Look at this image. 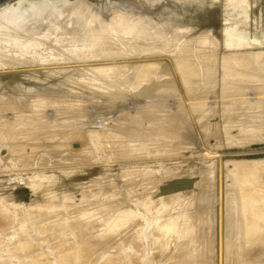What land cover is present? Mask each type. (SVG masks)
Here are the masks:
<instances>
[{
	"label": "rangeland",
	"instance_id": "rangeland-1",
	"mask_svg": "<svg viewBox=\"0 0 264 264\" xmlns=\"http://www.w3.org/2000/svg\"><path fill=\"white\" fill-rule=\"evenodd\" d=\"M45 1L46 0H44L43 2L46 3ZM94 1H96V0H93L92 2H94ZM131 1H133V0H123V2H120L119 0H102V1H100L99 4H97V7L91 6V7L87 8V10L85 11L86 12L85 17L82 20H83V22L86 23L85 24L86 28H84V29H86L85 32L87 33V30H88L87 35L89 36L91 34L92 39L89 38V37H91V35L88 37L87 35H85L86 33L84 32V30H82V31L85 33L84 35L89 38L88 39L89 42L85 36L82 37L80 35H79L80 36L79 38H81V37L82 38L80 39V42L78 41V42H76V44L74 43V41H75L74 38L73 39L70 38L72 40V43H70L71 40H70V42L67 40V39H69V36L67 37L66 34H64V33L68 31V28H71L72 26H74L75 23L77 24L76 18H73L72 20L69 21V23H67L68 24L67 28L64 27L63 25L60 26L58 24L57 25L58 28L56 29V31H53V29L51 28L49 21H48V19H50V17H52V16L55 17L56 15L58 16V14L56 13V10H57L56 8H54L55 11L51 12L53 10V6H51L52 10L48 9V7L47 8L45 7V9L50 11L51 16L49 15L48 17H46L49 14L48 13L49 11H47V10H44V13L42 15V16L45 15L44 19H43V17H42V19L44 21L48 22V23L46 22V24H45L46 29L42 31L45 34V35H41V37L44 36V39L42 41H38L39 34H37V35H35V44H33V45L31 43H24V44L21 43V44L13 45L10 43L9 38L5 37L4 35H3V37H1L2 34L0 35V113L1 112L5 113L8 110L7 111L8 114H6V115L2 114L3 116L0 115V150H1L0 151V158H1L0 162H2V163H0V187L1 188L2 187L7 188L6 185L7 186L11 185L10 187L12 188L11 189L9 187L11 190H9L7 188L8 192L5 191L4 189L0 190V191L4 190V192L6 193V194H3V192H0V194L2 193V195H0V202H1L0 206H2V207H0V211L2 208L5 209L6 207H8L6 209L11 212V215L15 214L14 216H12L13 218L10 216L13 219L11 221L14 223L11 224L10 226H7V228H5L4 230L2 229V231L0 229V264H26L29 261H30L29 262L30 264H33V263H35V260L37 261L36 262L37 264L40 262H41V264H60V261H61V263L65 262L64 260H66L67 257L65 258L64 255L69 256L70 254L75 253V250H77V248H76L77 244H75V241H76L75 238L77 240H82V241H84L86 239L96 240V239L102 238V236L106 233L104 230H106V229L108 230V227L110 228V226H111V228L113 229V226H112L113 224L110 222L111 219L109 222L106 220L104 222L98 221L99 223L101 222L100 225L105 224L106 222L108 224L109 223L112 224V225L110 224V226L108 225L106 227V225H107V223H106V225L104 227L102 225L103 228L98 224L97 220H96V222H94L95 221L94 219H91L92 222H91V220H89L90 218L95 217L96 214L100 211L99 207H101V209L103 208V210H106L105 208L108 207L107 208L108 211H109V209L112 210L110 207H116V210H117V207L122 208V206H124V203L121 204L122 202H120V199L122 200L125 197L127 198V195H129V194L132 195V196L131 195L128 196L129 198H131V202L134 201L135 205H139V206H137V208H135V211H137V212H135L134 209H131L130 205H132L133 203L129 202L130 199L129 198L124 199V202H126L125 206H124L125 209H122V210L127 209L126 211H128L129 209H131L130 212L128 211V213H127V216H129L128 220H126L125 222H121V223L117 222L114 217H116L115 215H117L118 213L121 212L120 211L121 209H118L120 212H116L114 210L115 208L113 209L115 211L113 213H116V214H113L112 211H110L111 214H113L112 216H114V217H112L111 215L106 216V215L110 214V212H108L107 210H106V214L102 213V216H100V217H103L102 219H104V217H105V218H107V220H108V218H112V219L114 218V220L117 223V224L115 223L116 226L117 227L119 226L120 229L115 227L113 229V231L116 229V230L123 232L122 229H124L125 233L127 232L128 235L130 234L129 237L127 235L126 236L131 241L129 239H127L125 236V239L127 241V243H126L125 239H123L124 236H122L123 238H120V237L115 238V239H113V241H111L110 243H108L106 246H104L103 248H101L99 250L95 249L90 255H83L82 257H79L78 255L77 256L74 255L77 258L79 257V259H80V261L78 260V262H80L79 264H81V263L82 264H88L90 262H93L90 264H102L104 262V260L106 261L107 259L108 260L112 259L113 262H116L115 264H120V263L121 264H128L129 262H133L134 264H136V263L137 264H142V263H144V264H187L184 261H183L184 262L183 263L180 260L184 257V255H182V253L183 254L186 253L187 248H188V250L191 248L192 252H191V250H189V251L191 253L194 252V254L195 253L197 254L199 250L196 251L197 247L194 246L193 242L190 240L186 239L187 242H186V240H184L182 243L181 242L178 243L179 237H177L176 235L179 234L180 228L178 227V225H176V223L180 224V223L184 222L183 218H185V212L188 209L189 202L195 201L193 199H196L199 196V194L202 197L203 188L206 187V186H204V183H205V185L208 186V185H211V183L214 182L215 180H218L220 177H224L225 178L224 180L221 178V179H219V181H221V180L225 181L227 179L226 181H228V183H226V184H229V182H230L229 185H233L234 187L236 186V189L234 188L236 193L238 190L242 191L243 189L241 190V188L238 186V183H240V182L242 183V180H243V179H241L243 173H239L240 166H242V169H244V167H246V168L252 167L253 169H257L258 167L260 168V166H261L260 169H257L258 172L259 173L261 172V173L260 174L257 173L256 172L257 170H255V173H256V176L258 175V177L261 178L260 179L261 181L264 180V166L260 165L259 163L256 164V166L260 165L258 167H255V165H254L256 163V162L254 163V159H256L257 162L260 161V158H262V157H263L262 159H264V142H263L264 140H262V137L264 139V134H263L264 133V126L262 125V123L264 122V107H262L258 110H254L255 108L253 109V105H252V107L250 105L251 103L254 104L253 102H256L257 100L259 101L260 98H261V100H263L264 94L262 95V93H261L262 96L259 98L260 95H257V94H260L259 90L257 93V91H256L257 89L256 90H255V88L251 89L252 92L254 91L257 93L256 94L254 92L253 93L251 92L252 94L257 95L258 99L255 100L257 98V97H255V98H253V100H255V101L250 102V98H251L252 94L249 93L251 91V90L249 91V89L251 88L249 85H251L252 82L256 88H261L264 91V64H263L264 63V43L260 42V41L258 42L257 40L256 41L254 40V39H259L262 37V35H264V0H206V2H204L203 4H200L201 2L198 3L199 2V0H198L197 3L200 5H198L197 3L194 4L193 3L194 1H190V0H182L181 3H180V0L179 1L177 0L178 1V2L176 1L177 4L179 3V5L180 4L182 5V6L181 5L180 6L184 12L181 15L179 14L180 16H178V17H173L172 14H171V16H170V14H168L169 16H167V15L163 16L160 13V10H158L160 5H163L164 3L165 4L167 3V5H168L169 3H172L171 1H173V3L175 4L176 2L174 0H154L155 2H153V0H151V1L148 0L149 2H153V5H154V6L152 5L154 7V9L151 8V11H149V12L148 11L143 12L140 10L135 11V9L130 7ZM137 1L141 2L144 0H140V1L137 0ZM16 2H17V5H19V3L21 5V3L23 1H21V0H0V6H5V7L7 6L6 7L7 9H8V7H9V9H13L17 6ZM44 3H43V5H44ZM46 5L48 6L49 3L47 2L44 6H46ZM183 5L185 6V8ZM56 6H58V5H56ZM49 8H50V5H49ZM204 8H205V10L208 11V12H206L208 14H209V10L215 9L214 11H216V17H214L213 22L208 20V18H207L208 16L205 17V15H207V14L204 12L205 11ZM197 11L199 14L197 13ZM202 11L205 14H203ZM54 12L56 13V15ZM196 13L199 16L195 15ZM201 14L204 15L201 18L205 17V18H207L208 21L206 19H205L206 21H204L203 19L199 18ZM196 16L198 17V19ZM98 17H100V18H98ZM194 17H196V19H197V20L195 19L196 21L194 20ZM62 20H63V16H59L56 19L57 22L62 21ZM202 20H203L204 24H203ZM132 21H134V22H132ZM172 21H174V23H171ZM53 22H55V20H53ZM126 22H127V24H129L128 22H131L130 24H132V25H133V23L135 25L137 23V28L135 26H133V28L132 27L130 28L129 27L130 24L126 26ZM138 22L140 25L138 24ZM92 24H94V25H92ZM95 26H97V27L100 26V29L95 27ZM127 27H129V28H127ZM94 28L96 29L95 31H94ZM233 30H235V31H233ZM62 34H64L65 37H67V39L65 38L66 41L62 40V38L64 39ZM237 34L241 35V40H240L241 46L238 45L239 44L237 41L238 39L236 40L237 36L235 37V35H237ZM81 35H83V33ZM93 35H95L96 38ZM231 35H233V36H231ZM61 36H62V38H61ZM93 37H94V39H93ZM79 38L76 39V41L79 40ZM28 39H31V38L29 37ZM81 40H83L84 42H85V40H87L86 41L87 44H85L86 42L84 43L86 46L83 45V41L81 42ZM93 40H95L96 42H94V44L91 45V42L93 43ZM235 40H236V42H234ZM249 40H250V42H249ZM242 41H244L246 43H243ZM202 42H203V44H202ZM77 43H79V44H77ZM220 43H221V45H220ZM234 43H236V44H234ZM88 44L90 46H88ZM212 44H213V49H212ZM242 44H243V46H242ZM166 46H168V48ZM249 47H251V48H249ZM140 49H141V51H140ZM186 50H188L190 53ZM185 51L188 52L189 54L186 53ZM223 52H226V53L223 54ZM181 53H183L184 56ZM239 53H241V55H239ZM180 54L183 56V58H185L186 60L187 59H189V60L185 63H181V62H183L184 59L183 58H182L183 60L180 59L182 57ZM185 54H187L189 56H186ZM211 54L214 56H211ZM227 54H229V55H227ZM235 55H236V57H235ZM156 56H158V58L155 59L156 61L155 60L153 61L156 64H154L153 62H150V64H148L149 63L148 58L150 57L151 60H153L152 58H155ZM217 56L219 57V59L220 58L222 59V57H223L224 59L227 60L228 63L226 64L225 61H223V63H221L220 62L221 60H219ZM202 57H203L204 61L202 60ZM145 58L148 60L146 61ZM159 58H160V61H159ZM143 60L148 62V63H145L146 69L145 68L144 69L146 71H144L142 66H140L143 62H145ZM190 60H191V63L187 64L188 62H190ZM231 60H232L233 64L230 62ZM196 62H198L199 64H197ZM216 62L218 63V66H217ZM202 63L203 64L205 63V64L202 65ZM206 63L209 66H206ZM230 63L232 65H229ZM152 64H154V66ZM157 64L160 65L159 68H158V66L156 67ZM180 64L181 65L184 64V66H185V64H187L185 67H189L190 65L192 66V64L199 65V66L201 65V67L205 66L204 69L208 68V70H206V71H209V68H210V72L214 71V72H211L210 74L208 72H203V73H206L205 75H211L213 73V75H212L213 77H211L212 79L209 78L210 76L206 77L201 72L199 73L201 77L197 76L198 75L197 71H196V73H197L196 75L194 74L195 72L192 73L196 76V79L195 80L193 79V81H195L196 84L200 83V84H198V85H200V86H198L199 88L200 87L203 88V86L206 85L207 90L208 89L212 90V88H210V87H212L211 85L214 84L215 81L219 82L220 84H221V82L223 83L225 81L223 84H225V83L226 84L225 85L221 84V86H222L221 87L220 84L215 83L217 85H215V86L213 85V86L217 90H215V88L213 87L214 90L212 92L210 90V92H211L210 97H207V95H209L208 94L209 92L207 93L205 90L204 93L201 94V91L197 90L198 89L197 85L196 84L191 85L190 84V83H192L191 80H190V82L188 81L189 79H192V77H194L190 74L191 72H189V71H193V70L186 68V70L188 69V72L185 73L184 71H182V70H185L184 66H181V68H183V69L180 70V66H178ZM223 64L225 66V69H227V70H224ZM236 64H237V66H236ZM239 64H243V65L239 66ZM122 65L123 66L125 65V66L123 67ZM142 65L145 66L144 64H142ZM149 65L154 67V68H158V69L156 71H154L155 69L150 67L153 69V71H152L151 69L147 68V67H149ZM174 65L175 66L177 65V66L174 67ZM195 65L193 66V69L197 70ZM219 65L220 66L222 65V66L219 67ZM138 66H140L142 69L140 70V67L138 68ZM171 66H172V68L174 67V70H176L175 68L178 69V67H179L178 70L180 72L182 71V72H184L183 74H187V75L189 74V75H191V77L188 75L190 78H188V80H187L188 76L186 75L187 76L186 77L184 75L186 78L184 76H182L184 79L183 80V79H181V75H183V74L178 75L180 72L177 71V73H176V71H175V74L177 76H179V78H178L174 74V70H172ZM199 66H197V67H199ZM226 66L229 69L232 68V71L233 70L234 71L231 72ZM235 66L239 67L241 72ZM242 66H244L246 69ZM247 66L251 67L250 73H249V71H247L248 74L245 73V70L250 69ZM135 67H137L138 71H140V75L142 72L143 73L145 72L146 75H143V73H142V75L140 77L139 74H134V73H136L135 71H134V73H132L133 70L137 69ZM167 67H169V70L171 68V72L166 71ZM201 67H200V70H202ZM222 67H223L222 70H224V71L221 70ZM260 67L263 69H261ZM108 68H110V69H108ZM219 68L221 71L219 70ZM241 68H244V72ZM213 69H215V70H213ZM236 69L239 72H236ZM257 69L259 71L263 70V73L261 72V74H259L260 72ZM121 70H122V72H121ZM128 70L132 73V75L133 74L134 75L132 76L131 73H128L129 72ZM147 70L148 71L150 70L153 74L155 73L154 76L151 75L150 72H148ZM216 70H217V72H216ZM101 71H103V72H101ZM138 71H137V73H138ZM203 71H205V70H203ZM114 72H116V73H114ZM225 72H226V74H224ZM228 72H229V74H228ZM230 72L231 73L235 72L234 74L238 73L237 75H235L238 79H240V76H244L243 79H242V77L240 79L241 81L243 80V83L248 79L246 82L249 85L247 87V84L244 83L245 84L244 89H246L249 92L245 91L243 93L247 94L250 97H248L247 95L246 96L242 95L245 97L244 98V97H241V95H238V92H239V94L242 93L241 91L243 89L240 91L239 89H241V86H239V87H236V86H238L237 84L242 85V83L240 80H239L240 83H239V81L235 82V81H237V78L235 76H233V74L231 75ZM257 72H259V73H257ZM243 73L245 75H247L248 77L243 75ZM120 74H121V76H120ZM128 74H130L133 77V79L129 78V79H132V81L130 80L131 82L128 80V77H127ZM256 74L258 75V77ZM104 75H105V77H104ZM135 75L138 76V78L140 77V79L138 80ZM150 75H151V77H150ZM174 75L180 81H178L176 79L177 81L174 82L173 79L176 78ZM251 75L254 78L256 76V80H254V78ZM131 76H129V77H131ZM126 77H127V79H126ZM250 77L253 79H249ZM81 78L83 79V81ZM204 78H206V79H204ZM208 78L211 79V81ZM88 79H89V81H87ZM116 79H117V81H116ZM197 79H199V80L197 81ZM207 79H208V83H209V81H210V83L212 81H214V82L211 85H208L207 83L203 85L202 82L203 83H204V81L207 82ZM126 80H128L129 82ZM136 80H137V82H135ZM171 80H173V81H171ZM249 80H251V81L253 80V81L249 82ZM168 81L169 82L171 81V82L169 83ZM181 81L183 82V84H182L183 88H182V85L180 84ZM232 81L234 82V84L236 83L235 84L236 86H234L233 83L231 84ZM84 82H87V83H84ZM184 82L189 83V84H186ZM173 83H176L177 85L175 84V86H174ZM167 84H168V86L171 85L170 86L171 88H169L170 91L173 90L172 85L174 86V90L175 89H177V90L176 91L173 90V92L170 95H169V93H170L169 90H167L169 93L166 92V90H165L166 94H162V90H160V89L163 88V90H164L165 87L167 86ZM228 84L232 85L231 86L232 89L233 88L234 89L237 88V89H235V90L233 89V91H230L231 89L228 88L227 90L229 92L226 91L224 88L229 86ZM163 85H164V87H163ZM179 85H181L180 87L182 89L179 87ZM186 85H187V88H186ZM189 85H191L190 90H191V87H194V88H192L193 90L197 87L196 90L198 92L196 90L194 92L192 91L194 94L192 93V95H191V93L188 91ZM81 86H83V87H81ZM208 86H209V88H208ZM216 86L219 88H223L225 86L223 88L224 92H223V89H221L220 93L219 92L217 93V91H219V90ZM102 88H104V89H102ZM179 88L181 89L180 91L183 92V94L180 91H178ZM184 88H186L188 90H186V89L183 90ZM202 88H200V89H202ZM242 88H243V85H242ZM99 90H101V91H99ZM236 90H239V91L237 92ZM175 92H178V93L180 92V93L178 94ZM185 92H187V93L185 94ZM205 92L207 93V95H205ZM236 92H237V94H236ZM173 93H174V95H173ZM188 96H190L191 98L186 99V98H189ZM205 96H206L207 100H206V98H204ZM203 98L207 103H203V101H204ZM41 99H42V101H41ZM96 99H98V100H96ZM155 99H157V100H155ZM251 100H252V98H251ZM35 101L36 102L40 101L41 104L43 103V106L41 105V107L38 111H37V109H35V106H34V104L36 103ZM175 101H177V102H175ZM180 101L182 103L184 102L183 103L184 107H182L183 106L182 103L179 104ZM201 101H202V103H200ZM164 102H165V104H164ZM44 103H45V105H44ZM58 103H60V104H58ZM175 104H176V106H179V105L180 106L176 108ZM199 104L200 105L208 104V105H206L208 108L207 107L203 108L205 106L202 105L203 107L201 109ZM240 104L242 106L243 105L244 106L242 107ZM5 105H7V106H5ZM60 105H62L63 107H61ZM58 106H60V107H58ZM109 107L111 109H109ZM157 107H159V108L157 109ZM180 107H182V108H180ZM239 107H241V108L239 109ZM60 108H62V109H60ZM226 108L228 110H226ZM88 109H90V110H88ZM178 109H180V110L183 109V110H182V112L181 111L178 112ZM224 109L226 111H224ZM220 110L223 111V113L225 112V114H222ZM234 110H235V112H234ZM237 110L239 112H236ZM247 110H248V112H247ZM197 111H199V112H197ZM244 111H246L247 113ZM80 112L82 114H80ZM242 112H244V113H242ZM80 115L81 116L83 115L84 118H83V116L80 117ZM228 115L233 116L232 118H234L232 120V118L230 117V119L232 121L231 123L227 122L228 120L230 121L229 118H228V120L226 119ZM220 117H224L223 120H221L222 118H220ZM199 118H200V120H198ZM213 118L215 120H213ZM248 118H249V120L252 119V120H250L251 122L248 120ZM45 119H46V121H45ZM204 121H206V122H204ZM207 121H209V122L214 121L213 123L216 125H214L211 122V124H213V125L209 126L210 123L208 122L209 125L206 126ZM244 121H246V123L248 122L249 124L248 123L246 124ZM256 121L257 122L259 121L258 125H257ZM16 122H17V124H16ZM47 122L49 124L51 123L50 124L51 126ZM217 122H219V124ZM228 123H230V124H228ZM252 123H255V125ZM201 126L203 129L201 128ZM237 126H238V128H237ZM68 127H69V129H68ZM207 127H208V129H207ZM129 128H130V130H129ZM98 129L101 132L98 131ZM103 129L104 130L108 129V131L104 132ZM109 129L112 132L114 130H115V132L117 131L116 133L117 134L119 133L118 138L115 136L116 139H114V137H112V136L115 135L116 133L113 132V135L111 134L112 135L111 136L110 135L111 132ZM127 129H128V131H127ZM196 129H199L198 130L199 133H198V131L196 133ZM207 130L209 131L208 134L206 133ZM254 130L256 133L255 132L253 133ZM85 131L87 132L86 134H85ZM92 131H94V133ZM194 131H195V133H194ZM204 131H206V132H204ZM91 132L94 134V138L96 137L95 139H98V140H95L93 138V135L91 137ZM96 132L99 135H96L97 134ZM103 132H104V134H102ZM88 133L90 136H86ZM124 133L126 134V136ZM185 133H187L188 136L190 135L191 140H188L186 142L185 138L190 139V137H188L187 134H185ZM191 134H193V135H191ZM127 135H128V137H127ZM105 136H106V138H102V139L100 138V137H105ZM108 136H110L109 139H111V137L113 139L109 140ZM120 136H122L123 138L125 137L124 138L125 140H122L123 139L122 137L119 139ZM88 138H89V140H87ZM181 138H184L185 141L181 140ZM4 142H5V144H4ZM19 142H20V145L22 144L24 147L19 148V149H15V147L18 148ZM15 143H18V144H16V146H15ZM12 146H13V148H12ZM227 146H228V148H227ZM245 146H246V148H245ZM60 147L63 150H61ZM254 148H256V149H254ZM11 151L12 152L16 151L17 154L14 155L16 152L13 154ZM72 151H74V152H72ZM93 151H94V153H93ZM122 151L124 153H122ZM173 151L175 152V154ZM225 151H227V152H225ZM176 152H178V153H176ZM119 153L121 154V156ZM80 154L82 157L80 156ZM97 154H98V156H97ZM122 154L123 155L125 154V155L123 156ZM242 154L243 155L245 154L244 155L245 157ZM78 155H79V157H78ZM126 155H129V156H126ZM230 155H232V156L235 155L236 157L234 156V158L235 159L237 158V160H239V161H237L235 163V160L233 158H231L232 156H230ZM238 155H240L239 157L243 156L246 159H244V158L242 159V157L240 159L237 157ZM143 156L144 157L147 156V157L144 158ZM219 157H221V159H218ZM223 157H225V158L227 157L230 160L225 159V161H224V160H222ZM249 157H251V158H249ZM201 158L204 160L203 161L200 160ZM257 158L259 160H257ZM7 159H8V161H7ZM231 159L233 161H231ZM198 160L200 163L202 162L203 165L207 166V167H204L202 165V163H201V165H199L200 163L198 162ZM218 160H220V162ZM247 160H251L253 162L251 164H248L250 162ZM141 161L142 162L148 161V162H146L145 163L146 165H144V163L141 164ZM216 161H218V162H216ZM226 161L228 164H224V163H226ZM228 161L231 162L232 165H229ZM193 162L195 163V165L196 164L197 165L196 166L193 165ZM135 163H136V165H135ZM212 163H214V165H211ZM218 163L219 164L221 163L223 166L225 165V166L229 167V170H225L224 168H227V167H225V166L223 167L221 164L219 165ZM233 163L235 165L234 167H238L237 168L238 171H236V172L234 171V169L235 170H237V169L233 167ZM242 163L245 164V166ZM162 164H163V166H162ZM215 164L216 165L218 164L219 167H222V172L225 173L227 171V173H225L226 176L230 175L229 173L233 174L232 172H234V174H236L238 172L240 175L238 176L236 174L234 176H230L232 178H230V177L227 178L228 176L227 177L221 176V175H223V173H219V172H221L220 171L221 168H220V170H219V167L217 169L218 165L216 166ZM119 165H120V167H119ZM127 165H128V167H127ZM129 165H130V167H129ZM156 165L157 166L161 165V166L160 167L158 166L159 167L158 168ZM145 166H146V168H145ZM147 166L149 168L148 170H147ZM172 166H174V168H172ZM181 166L183 167V169ZM211 166L213 167V169L211 168V172L214 171L215 174L210 172L209 168ZM140 167L142 169L145 168L146 170L139 169ZM151 167H152V169H151ZM154 167H155V170H154ZM190 167H191V169H190ZM230 167H231L232 171L230 170ZM98 168H100V170H98ZM112 168H114V169H112ZM116 168H117V170H116ZM156 168H158V170L162 174V175H159L158 178H160V176L164 177V178L162 177V179H159L158 184H156L158 186V190L160 189V191L161 190L163 191V190L168 188L167 190L170 191V194H169V192H167L165 190V193H167L168 196H166L164 192H162V193L164 194V196H166L165 197L166 200L169 197V199L171 198L172 201L170 203V201L168 199L169 204L165 199L163 200V202H160L161 200L160 201L157 200L156 203H155V201H152L149 204L143 205L141 208L140 205H142V203H140V202L143 201L142 200L143 195H145L144 197H147V193L146 194L142 193V192H146V189L143 188L144 187L143 185L144 184L146 185L147 183H142V182H144L145 180H147L150 177V176L148 177L145 174H150V173L154 174L155 173L154 175H157L156 173L158 170L156 171ZM196 168H197V170H196ZM65 169H67V170L80 169L79 171H81V170L82 171L86 170V171H83V173L85 172L84 174H82V172H81V174H76V172H74V173L71 172V173H68V175H67V173L65 175L64 174ZM121 169H122V171H121ZM150 169L152 170V172L149 171ZM59 170L61 171V174H59V172H60ZM96 170H98V172L101 171L100 174L99 173L97 174ZM136 170L139 171V173L137 174L139 176H140V171H143V172L147 171L145 173L142 172L143 173V176L141 175L142 177L136 176L137 178L139 177L137 180V182L139 181V183L142 180L140 178H144V175L147 178V179H143V181L140 183L141 187L143 188L142 189L139 187V189H141L140 190L141 193L138 192L139 191L138 186L140 184L137 182H133L134 180L137 179L134 177V179H132L133 181L131 180V182L134 183V184L131 183V185H130L131 187L127 183L125 185L122 184V185H115V186L113 185L114 183L112 184V186H114L116 189L120 188V186L123 187V185L129 186V187L127 186V188L123 187L124 189H127V190L123 189V191L127 192V193L124 192V193H126L125 197L121 196V198H119V200H118L119 202L117 200L115 201L113 199H112L113 200L112 201L111 200L112 194H116L115 193L116 189L114 188L115 191H113V193H112V191H110V190H113V187L112 186L110 187V186H108V184L106 185L104 183H109V181H110V183L115 182V184H117L118 183L117 181H111V179L114 178L115 175H116V177L114 180H118L121 176H123L125 178V177L129 176L130 174L135 173ZM159 171H158V173H159ZM204 172L205 173L208 172V173L205 174ZM240 172H243V171L241 170ZM91 173L93 175L95 174L94 176L99 177V179L97 180V178H95L94 176H91ZM102 173L104 174V176ZM216 173L220 174L219 176H217L218 179L216 177L214 178V176L217 175ZM108 174H110V175H108ZM178 174L180 175V177H178L179 176ZM188 174H190V176ZM210 174H211V176H209ZM117 175L119 176V178ZM206 175H208L210 177V179L214 178V181H212L213 179L211 181L209 179V181H210V184H209V182L207 181L208 178L206 177ZM259 175L260 176L262 175V176L260 177ZM44 176H46V177H44ZM63 176H64V178H63ZM81 176L84 179L81 180L80 179ZM110 176H112V178H110ZM235 176L236 177L238 176V178L240 176L241 177L239 180L236 179V182H233V180H234L233 178H235ZM243 176H244V174H243ZM90 177H93V179L95 178L97 180V181L96 180L92 181L93 184L96 183V184H94L95 186L98 185L97 184L98 181L101 182L102 179L100 177H102V178L106 177L107 179L103 180V185L107 186V188H104V189H105V191L107 190L106 192H108V193L106 194L104 189H103L104 192L100 191L101 188L104 187V186H102V182H101V186H102L101 188H100V186H96L98 189L96 187H94V188L90 187V185H89L90 183L88 184V181H86V179L88 178V180H89ZM169 177H170V179H169ZM199 177H200V179L205 177V180H203V179L200 181L197 180ZM242 178H244V177H242ZM262 178H263V180H262ZM4 179L5 180L8 179V180L5 181ZM52 179H54L53 182L51 181ZM76 179H78V180H76ZM108 179H109V181L107 182ZM178 179H179V181H178ZM228 179H230L232 182L229 181ZM84 180L86 181L85 184H83L85 182ZM77 181H79L80 185L81 184H82V186L84 185L83 188L87 187L86 188L87 190L86 189H85L86 191L84 190L85 192L80 191L83 188H81L82 186L78 185ZM196 181L197 182L202 181V184L200 183V186H198V184L195 183ZM2 182L5 184V186H1ZM9 182H11V183H9ZM80 182H83V183H80ZM92 182H91V186H93ZM100 182H99V184H100ZM206 182H208V184ZM225 182H223V183H225ZM159 183H160V185H159ZM15 185H16V187H15ZM202 185L204 187H202ZM229 185H226V186H229ZM240 185L242 186V184H240ZM169 186H171V187H169ZM37 187L39 190L36 189ZM79 187L81 189H79ZM88 187H89V189H88ZM109 187L112 189H110ZM162 187H163V189H161ZM229 187L232 188V186H229ZM99 188H100V190H99ZM224 188H225V186L223 187V189ZM227 188L228 187H226V189H225L226 191L222 190L223 192H226L225 195L228 192H230V194H231V192L233 191V189H231L232 191H227L228 190ZM237 188H238V190H237ZM90 189H91V191L89 192ZM147 189L149 190V188H147ZM196 189L197 190L199 189L200 191L199 190L198 191L200 193ZM136 190H138L137 192L139 194H142V195H140V196H139V194L136 195V193H137ZM143 190H145V191H143ZM192 190L194 192V196L196 195V193L198 194L197 197L193 198V196H191V195H193ZM194 190H196V191H194ZM240 191L238 193L241 194ZM86 192H87V194H86ZM171 192H173V193H171ZM190 192H191V194H189L190 197H188V193H190ZM223 192L221 193V197L224 195ZM235 192L233 191L232 194H234ZM8 193H10L11 195ZM102 193L106 194L105 197H104V194H102ZM124 193L122 195H124ZM228 194H227L228 197L223 196L225 198H224V200L222 199L225 204L228 201V199L230 198V196H229L230 194L229 195ZM73 195H74V197H73ZM109 195H111V198ZM182 195H183V199H182ZM184 195H187V196H184ZM260 195H261V199H263L264 193H262ZM6 196H8V197H6ZM106 196H108L109 198L107 197V199H104V198H106ZM136 196L142 197L140 199L141 201L139 200L138 197H137L138 199L136 198L137 199V201H136L135 200ZM176 196L179 197V199H181V201L178 200V203H175L176 204V206H175V204L173 202L177 201L176 199H174V198H176ZM11 198H13V199H11ZM188 198H189V200L191 199V201H189ZM198 198H200V197H198ZM97 199L100 202H102V200H103L105 202V205L107 204L106 205L107 207L103 204H100L101 205L100 206ZM17 201H18V203H17ZM95 201H96V203H95ZM114 201L118 202V203H115ZM135 201L139 202V203L137 204ZM164 201H166V203ZM6 202H7V204H6ZM83 202H86V203H83ZM111 202L112 203L114 202V204L112 205ZM182 202H184V203H182ZM185 202H186V204H185ZM259 202L260 201H258V204H259ZM261 202L264 203V200H261ZM21 203L24 204L25 207H24V205H21ZM151 203H153V204H151ZM116 204H118V205H116ZM159 204L160 205L162 204L161 205L162 207ZM166 204L169 206H167ZM178 204H180V205H178ZM210 204L211 203H209V204L206 203V205L208 207L210 206ZM15 205H16V207H15ZM65 205L71 207L72 208V209L70 208L71 211L68 210V208H66ZM93 205L95 206V208ZM96 205H99V206L96 207ZM102 205L105 208L102 207ZM128 205H129V207H128ZM135 205L132 206V208H134ZM204 205H202V206H204ZM260 205H262V204L260 203ZM72 206H74V207H72ZM126 206L128 208H126ZM202 206L200 207L199 210H202ZM211 206H213V205H211ZM18 207H20L21 209L23 208L22 211H24V212L26 211L25 213L30 215V216L29 215L25 216L26 214L24 215V217L26 219H27V217L31 218V219L28 218L30 221H28V219H27L28 222L25 223V226H23L24 225L23 223L26 221L25 218L21 219L20 218L22 216L21 214H18L19 216L16 215L18 213V210H17ZM76 207H77V209L87 210V214H89V216H91V217L90 218L88 217L89 219L87 218L85 221H82L83 219L79 220V218H81V217L77 218L75 215H73V217L71 218L72 213L71 214H68V213L72 212V210H74ZM144 207H146L147 209L149 208V209L148 210L144 209ZM189 207H191V205ZM192 207H194V206H192ZM204 207H203V209L208 208L206 206H204ZM64 208L67 210H64V212L63 211L61 212V209L63 210ZM96 208H99V209L96 210ZM150 208L152 211L150 210ZM4 209H2V212H0V214H4L7 212V210H5L6 212H3ZM15 209H16V212H15ZM47 209H49V210H47ZM193 209H195V208H193ZM56 210L57 211L59 210L62 214L58 211L59 212L58 214H61V215L57 216ZM84 210H82V211H84ZM88 210H89V213H88ZM132 210L134 211L135 216L130 215V214H132L131 213ZM158 210H159V212H158ZM177 210H178V212H177ZM184 210H186V211L184 212ZM9 211H8V213H10ZM19 211L21 213V210H19ZM33 211H35V212L37 211L38 215L37 216L32 215L33 216L32 217L31 212H33ZM48 211H50V212L48 213ZM52 211L53 212L55 211L56 214L53 213ZM66 211H68V212H66ZM156 211L159 214H164L163 218H166L164 216H167V217L169 216L168 218L173 216L172 218L176 219V220L173 219V221H174L173 223L166 225L167 227L165 226L166 230L165 231L163 230V231L166 234L163 232L164 233L163 237H160L163 235V233L162 232L159 233L160 231L158 229H156V227H158V224L162 221L161 220L162 218H160L161 215L159 216V214L156 213ZM181 211H183V212H181ZM138 212H140V213H138ZM8 213H6V214H8ZM82 213H85V211ZM166 213H168V214H166ZM66 214H67V216H66ZM152 214L154 216H152ZM62 215L63 216L65 215L67 218L65 216L63 217ZM93 215H95V216H93ZM17 216L21 220H19V218ZM52 216H54L53 219L51 218ZM60 216H62V217H60ZM85 216L87 217L88 215H85ZM150 216H151V218H150ZM199 217L200 216H193V217H190L191 219H189V220L195 221ZM60 218L61 219L64 218V220L62 219V221H61ZM172 218H170V219L172 220ZM54 220H55V222H54ZM88 220L92 223V224L90 223V226H89V224L86 223V222H89ZM98 220H100V219H98ZM178 220L181 222L179 223ZM93 222L96 223V225H98V226L95 227ZM156 222H157V224H156ZM15 223L17 224V226L15 225ZM28 223H29V226H28ZM80 223L84 224L85 228H84V225H82L83 229H81V227H80L81 234L77 235L79 232V229L77 226H80ZM118 223L121 225H118ZM149 223L151 224V226L148 225ZM197 223H199V221L195 222V224H197ZM1 224H3V223L0 221V225ZM20 224H23V225L21 226ZM115 224H114V226H115ZM13 225H15L16 228L13 227V229H12ZM171 225H173L174 227L176 226L179 229L175 227V230L177 229L175 231L174 228H172L173 226H171ZM86 226H87V228H86ZM131 226H133L134 228ZM23 227H24V229H23ZM43 227H45L46 229L49 228L51 230L47 231L45 233L44 229H42ZM92 227H94V228H92ZM153 227H155V228H153ZM169 227L172 229H170ZM14 228H15V230H14ZM72 228H73V231L71 230ZM75 229H78V230H75ZM110 229L108 231H111ZM128 229H131V230L127 231ZM132 229H134V230H132ZM82 230H84V232ZM102 230L105 233L102 232ZM151 230H153V231H151ZM156 230L159 232L156 233ZM70 231L73 233L75 232V234L71 233ZM76 231H77V233H76ZM16 232H18V233H16ZM53 233H54V235H53ZM140 233H142L143 236H140L141 235ZM152 233H154V234L152 235ZM2 234H3V237H1ZM11 234H12V236H11ZM21 234H22V236H24V238L21 236ZM72 234H73V236H72ZM159 234H160V236L158 237ZM25 235H26V237L29 238L31 245L24 248L22 246V244L25 243V241H29V240H26L28 238H25ZM50 235H51V237H50ZM62 236L65 238H63ZM138 237L140 239H142L143 241L140 240ZM141 237H143V238H141ZM16 238H18V239H16ZM19 238L22 240L23 243H21V240ZM71 238L72 239L74 238V239L72 240ZM173 238H174V240H173ZM67 239H68V241H67ZM138 239L141 242H143L142 245ZM59 240H61V241H59ZM120 240H122V241H120ZM57 241H59V242H57ZM70 241H72V242H70ZM79 242H80V244L82 243L81 241H79ZM154 242H156V243H154ZM116 243H117V245H116ZM144 243H146V244H144ZM158 243H159V245H157ZM167 243H169V244H167ZM171 243H172V245H171ZM32 244H34V245H32ZM121 244L124 247H122ZM20 245H21V247H19ZM57 245H58V247H57ZM131 246H133V247H131ZM172 246L174 248H172ZM185 246H189V247H185ZM54 247H57V248L55 249ZM113 248H114V250H116V252L113 250ZM17 249L19 250L18 251L19 254L17 253ZM49 249L52 251H50ZM110 250H111V252H110ZM123 250H124V254L126 256H124ZM178 250L180 252H178ZM20 251L22 252V254ZM30 252H32L31 253L32 255H30V254L27 255V253H30ZM127 253H129L130 255L132 253L133 255L127 256V255H129ZM25 254L27 255L26 257H25ZM120 254H121V256H120ZM22 255H24V256H22ZM62 256L64 257L63 258L64 260H61ZM71 256H70V258L68 257L67 261H70L69 259L72 258ZM74 256H73V258L75 259V261H77V259ZM84 256H85V258H84ZM135 256H137L138 258ZM28 257H30V258H28ZM36 257L37 258L39 257V258L37 259ZM41 257H43V258H41ZM124 257H126V258L128 257V258L126 259ZM88 258L89 259L91 258V261ZM176 258L178 260H176ZM22 259L23 260L25 259L24 262ZM42 259L46 263L45 262L43 263ZM85 259H87L88 261ZM120 259L123 261H120ZM128 259H131V260H128ZM39 260H40V262H39ZM108 260H107V264H108ZM196 260H194L195 264H198L199 261L197 262ZM55 261H56V263H55ZM75 261L73 260V262L76 264ZM71 262H72V260L69 263H71ZM73 262L71 264H74ZM78 262H77V264H78ZM178 262H181V263H178ZM104 263L106 264V262H104ZM112 263L110 262L109 264H112ZM133 263H130V264H133ZM200 263H202V262H199V264ZM62 264H65V263H62Z\"/></svg>",
	"mask_w": 264,
	"mask_h": 264
},
{
	"label": "bare ground",
	"instance_id": "bare-ground-1",
	"mask_svg": "<svg viewBox=\"0 0 264 264\" xmlns=\"http://www.w3.org/2000/svg\"><path fill=\"white\" fill-rule=\"evenodd\" d=\"M21 1H23L22 3H21V5H20V3H19V5H17V2H16V5L17 6H19L20 7V9L22 10L21 11V13H17L16 11H14V9L17 7H15V8H13V9H9V7H8V9H7V11H6V13H5V15H3V16H0V35L2 34V36L1 37H3V35L5 36V37H7V38H9V41H10V43L11 44H13V45H17V44H21V43H31L32 45L33 44H35V35H37V34H39V36H38V41H42L43 39H44V36H42L41 37V35H45L42 31L43 30H45L46 29V22L47 21H44L43 19H44V16H42L43 15V13H44V10H47V9H45V7L47 8L48 7V9H50V10H52V8H51V6H53V10L51 11V12H53V11H55L54 10V8H56L57 10H56V13L58 14V16L56 15V13H55V17H50V19H48V21H49V24H50V26H51V28L53 29V31H56V29L58 28V24L61 26V25H63L64 27H66L67 28V23H69V21L70 20H72L73 18H76V22H77V24L75 23V25L74 26H72L71 28H68V31L67 32H65L64 34H66V36L68 37L69 36V39H67V37H65V35L64 34H62L63 35V37H64V39L62 38V36H61V38H62V40H65L66 41V39L70 42V40L71 39H75V41H74V43L76 44V42H80V39L83 37V36H85V35H87L88 34V30H87V33L85 32V30L86 29H84V28H86V26H85V22H83V20L82 19H84V17H85V14H86V10H87V8H89V7H91V6H94V7H97V4H99L100 3V1H102V0H96V1H94V2H92L93 0H46L45 2L47 3H49V5H50V8H49V5L47 6H44L46 3H44L43 1L44 0H21ZM120 2H123V0H119ZM140 1V0H139ZM149 1H151V0H149ZM148 0H144V1H141V2H138L137 0H133V1H131L130 2V7H132L133 9H135V11L137 10H140V11H143V12H149V11H151V8H153L154 9V5H153V2H155L154 0H153V2H149ZM175 2L177 1V0H174ZM179 1V0H178ZM177 1V2H178ZM181 1L182 0H180V3H181ZM190 1H194L193 3L195 4V3H197L198 2V0H190ZM196 1V2H195ZM172 3H169L168 5H167V3L165 4H163V5H160V7H159V9L158 10H160V13L163 15V16H165V15H167V16H169L168 14H170V16H171V14H172V16L173 17H178V16H180L181 14H183L184 12H183V9L181 8V6L179 5V3L177 4V2L174 4L173 3V1H171ZM185 2V1H184ZM201 2V3H200ZM204 2H206V0H199V2L198 3H200V4H203ZM43 3H44V5H43ZM152 3V4H151ZM197 3V4H198ZM93 4V5H92ZM151 4V5H150ZM200 4H198V5H200ZM220 4V3H219ZM56 5H58V6H56ZM153 5V6H152ZM223 5V4H222ZM152 6V7H151ZM157 6V5H156ZM159 6V5H158ZM184 6V5H183ZM7 7V6H6ZM14 7V6H13ZM158 8V7H157ZM184 8H185V6H184ZM229 8V7H228ZM1 10H3V9H1ZM204 10H205V8H204ZM215 10V9H214ZM214 10H209V14L208 13H206V12H208L207 10H205L204 12L207 14V15H205V17L206 16H208L207 18H208V20L209 21H211V22H213L214 21V17H216V11H214ZM47 11H49V10H47ZM46 11V12H47ZM211 11V12H210ZM221 11V10H220ZM224 11V10H223ZM45 12V13H46ZM203 12V11H202ZM203 12V14H205ZM49 14L46 16V17H48L51 13H50V11L48 12ZM197 13H198V11H197ZM195 14V15H197V16H199L198 14ZM53 14V13H52ZM129 14V13H128ZM180 14V15H179ZM203 14H201L200 15V17L199 18H201V17H203L204 15ZM194 15V16H195ZM51 16V15H50ZM59 16H63V20L62 21H59V22H57L56 21V19L59 17ZM196 16V17H197ZM42 17H43V19H42ZM45 17V18H46ZM196 17H194V20L196 19ZM201 18V19H203L204 21H206L207 20V18ZM98 18H100V17H98ZM222 18V17H221ZM225 18V17H224ZM95 19V18H94ZM197 19H198V17H197ZM196 19V20H197ZM200 19V20H201ZM206 19V20H205ZM53 20H55V22H53ZM141 20V19H140ZM195 20V21H196ZM203 20H202V22H203ZM207 20V21H208ZM225 20V19H224ZM91 22V21H90ZM132 22H134V21H132ZM219 22V21H218ZM48 23V22H47ZM93 23V22H92ZM129 24L131 23V22H128ZM136 23V22H135ZM171 23H174V21H172ZM129 24H127V22H126V26L127 25H129ZM138 24H139V22H138ZM203 24H204V22H203ZM217 24V23H216ZM219 24V23H218ZM92 25H94V24H92ZM140 25V24H139ZM138 25V26H139ZM221 25V24H220ZM219 25V26H220ZM225 25V24H224ZM116 26V25H115ZM133 26H135L136 28H137V23H136V25L133 23V25L132 24H130L129 25V27L131 28H133ZM90 27V26H89ZM93 27V26H92ZM95 27H97V26H95ZM102 27V26H101ZM129 27H127V28H129ZM222 27V26H221ZM241 27V26H240ZM97 28H99L100 29V26H98ZM98 29V30H99ZM222 29V28H221ZM82 30H84V32L86 33H84ZM96 29L94 28V31H95ZM233 31H235V30H233ZM83 33V35H81L82 33ZM90 32V31H89ZM96 33V32H95ZM94 33V34H95ZM85 34V35H84ZM209 34V33H208ZM219 34V33H218ZM82 36L81 38H79L80 36ZM91 35V34H90ZM89 35V36H90ZM207 35V34H206ZM88 36V35H87ZM88 36V37H89ZM93 36H95V35H93ZM200 36V35H199ZM231 36H233V35H231ZM237 36V38H236V40L238 41V45L239 46H241L240 45V40H241V35H235V37ZM31 38V39H28V38ZM41 37V38H40ZM86 37V36H85ZM86 37V39L88 40L89 38L90 39H92V35H91V37ZM60 38V39H61ZM66 38V39H65ZM71 38V39H70ZM79 38V40H77L76 41V39H78ZM95 38H96V36H95ZM198 38V37H197ZM203 38V37H202ZM93 39H94V37H93ZM87 40H85V42L87 41ZM236 40L234 41V42H236ZM255 41L257 40L258 42L260 41V42H263L264 43V35H262V37L261 38H259V39H254ZM83 40H81V42H82ZM222 41V40H221ZM84 41H83V45H85V44H87V42L85 43ZM88 42H89V40H88ZM91 42V41H90ZM94 42H96L95 40H93V43L91 42V45L92 44H94ZM224 42V41H223ZM243 43H246V42H244V41H242ZM249 42H250V40H249ZM248 42V43H249ZM252 42V41H251ZM254 42V41H253ZM70 43H72V40H71V42ZM85 43V44H84ZM77 44H79V43H77ZM90 44V43H89ZM88 44V46H90ZM189 44V43H188ZM192 44V43H191ZM202 44H203V42H202ZM223 44V43H222ZM234 44H236V43H234ZM81 45V44H80ZM220 45H221V43H220ZM245 45V44H244ZM86 46V45H85ZM163 46V45H162ZM169 46V45H168ZM168 46H166L167 48H168ZM172 46V45H171ZM205 46V45H204ZM224 46V45H223ZM242 46H243V44H242ZM247 46V45H246ZM257 46V45H256ZM252 47V46H251ZM251 47H249V48H251ZM253 48V47H252ZM199 49V48H198ZM212 49H213V44H212ZM215 49V48H214ZM223 50V49H222ZM260 50V49H259ZM140 51H141V49H140ZM186 51H188V50H186ZM185 51V52H186ZM224 51V50H223ZM227 51V50H226ZM189 52V51H188ZM188 52H186V53H188ZM157 53V52H156ZM184 53V52H183ZM183 53H181V54H183ZM190 53V52H189ZM188 53V54H189ZM224 53H226V52H223V54ZM228 53V52H227ZM135 54V53H134ZM180 54V55H181ZM233 54V53H232ZM244 54V53H243ZM126 55V54H125ZM186 56H189V55H187V54H185ZM227 55H229V54H227ZM239 55H241V53H239ZM258 55V54H257ZM179 56V55H178ZM182 56V55H181ZM183 56H184V54H183ZM183 56L180 58L181 60H183V62H181V63H185V62H187L189 59H185V58H183ZM185 56V57H186ZM211 56H214V55H212L211 54ZM231 56V55H230ZM234 56V55H233ZM154 57V56H153ZM180 57V56H179ZM191 57V56H190ZM189 57V58H190ZM218 57V56H217ZM235 57H236V55H235ZM156 58H158V56H156L155 58H152L153 60H151V58L149 57L148 59H146L145 58V60L147 61H149V63L148 62H146L145 60H143V61H145V62H141L142 64H144L145 65V63H148V64H150V62H153ZM183 58V59H182ZM187 58V57H186ZM200 58V57H199ZM210 58V57H209ZM208 58V59H209ZM228 58V57H227ZM230 58V57H229ZM238 58V57H237ZM132 59V58H131ZM179 59V58H178ZM191 59V58H190ZM218 59H219V57H218ZM223 59V60H222ZM222 59L220 58L219 60H221L220 62L221 63H223V61H225L226 62V64L228 63L227 62V60L226 59H224L223 57H222ZM232 59V58H231ZM242 59V58H241ZM151 60V61H150ZM192 60V59H191ZM191 60H190V62H188L187 64H189V63H191ZM199 60V59H198ZM202 60L204 61V59H203V57H202ZM233 60V59H232ZM232 60L230 61L231 63H232ZM244 60V59H243ZM156 61V60H155ZM159 61H160V58H159ZM172 61V60H171ZM177 61V60H176ZM193 61V60H192ZM202 61V62H203ZM211 61V60H210ZM121 62V61H120ZM174 62V61H173ZM206 62V61H205ZM219 62V63H220ZM110 63V62H109ZM129 63V62H128ZM154 64H156L155 62H153ZM197 64H199L198 62H196ZM217 63V62H216ZM220 63V64H221ZM229 64V65H232V64ZM238 63V62H237ZM123 64V63H122ZM140 65V66H142V68L144 69H146V65L145 66H143V65ZM154 64H152L153 66H154ZM187 64H185V66L187 65ZM205 64V63H204ZM203 63H202V65H204ZM213 64V63H212ZM225 64V65H226ZM248 64V63H247ZM264 64V63H263ZM109 65V64H108ZM138 65V64H137ZM136 65V66H137ZM195 64H192V66L189 68V67H185L184 66V64L183 65H178V66H180V70H182L183 68H181V66H184V69L186 70V68H188V69H191V70H193V71H189V72H191L190 74L192 75V76H194V77H192V79H189L188 80V78H190L191 77V75H187V74H183L184 72L185 73H187L188 72V69L185 71V70H182V71H184V72H180L178 69H179V67H178V69L177 68H175L176 70H174V67H176L175 65H174V67L172 68V66H171V68H172V70H174V74H175V71H176V73H177V71H179L180 73L178 74V75H181V74H183V75H181V79H183V77L182 76H186L187 77V80L190 82V80H191V82L192 83H190L191 85L193 84H196L195 83V81H193V79L195 80L196 79V74L198 73V75L197 76H199V77H201L200 76V72L202 73V74H206V73H203V72H208L209 74L211 73V72H214V71H211L210 72V68H209V71H206V70H208V68H206V69H204V67H201V65L199 66V65H195L196 66V69L197 70H195V69H193V66H194ZM211 65V64H210ZM216 65V64H215ZM214 65V66H215ZM240 65H243V64H239V66ZM245 65V64H244ZM123 66V65H122ZM125 66V65H124ZM123 66V67H124ZM140 66H138V68L140 67ZM158 66V68H159V66L160 65H156V67ZM197 66H199V67H197ZM206 66H209V65H207V63H206ZM213 66V67H214ZM217 66H218V63H217ZM222 66V65H221ZM220 65H219V67H221ZM223 66H224V64H223ZM234 66V65H233ZM236 66H237V64H236ZM235 66V67H236ZM246 66V65H245ZM250 66V65H249ZM249 66H247V67H249ZM131 67V66H130ZM150 67H152V66H150L149 65V67H147V68H149V69H151L152 71H153V69H155L154 71H156L158 68H154V67H152V68H150ZM200 67H201V69L202 70H200ZM211 67V66H210ZM227 67V66H226ZM242 67H244V66H242ZM135 68H137V67H135ZM134 68V69H135ZM138 68L136 69L137 71H138ZM141 67H140V70L142 69ZM171 68H170V70H169V67H167V69H166V71H169V72H171ZM195 68V67H194ZM199 68V69H198ZM228 68V67H227ZM236 68H238L239 69V71L241 72V70H240V68L239 67H236ZM245 68V67H244ZM244 68H241L242 70H243V72H244ZM250 69H247V70H245V73L246 74H248L247 73V71H249V73H250V70H251V67H249ZM261 68V67H260ZM108 69H110V68H108ZM116 69V68H115ZM121 69V68H120ZM124 69V68H123ZM144 69V71H146ZM223 69V67L221 68V70ZM229 69V68H228ZM246 69V68H245ZM261 69H263V68H261ZM5 70V69H4ZM113 70V69H112ZM118 70V69H117ZM131 70V69H130ZM133 70V69H132ZM136 70H133L132 71V73H134V71L136 72V73H134V74H139V76L141 77V75H142V73H141V75H140V71H138V73H137V71ZM195 70V71H194ZM203 70H205V71H203ZM212 70V69H211ZM213 70H215V69H213ZM219 70H220V68H219ZM220 70V71H221ZM224 70H227V69H225V66H224ZM224 70H222V71H224ZM231 72H233L232 71V68H230L229 69ZM228 70V71H229ZM258 70V69H257ZM124 71V70H123ZM129 71V70H128ZM148 71V70H147ZM165 71V72H166ZM196 71H197V73H196ZM199 71V72H198ZM237 69H236V72H239ZM256 71V70H255ZM259 71V70H258ZM101 72H103V71H101ZM121 72H122V70H121ZM148 72H150V74L151 75H153L154 76V74L149 70ZM168 72V73H169ZM195 72V73H194ZM216 72H217V70H216ZM230 72V74L232 75L233 74V76H235V75H237L238 73H236V74H234V73H231ZM260 72V73H259ZM259 72H257V73H259V74H261V72L263 73V70H261V71H259ZM108 73V72H107ZM114 73H116V72H114ZM120 73V72H119ZM128 73H131L130 71L128 72ZM132 73H131V75H132ZM192 73H194V74H192ZM207 73V74H208ZM222 73V72H221ZM106 74V73H105ZM133 74V75H134ZM224 74H226V72L224 73ZM228 74H229V72H228ZM130 74H128V80L130 81H132V79H133V75L131 76ZM143 75H146V73L144 72L143 73ZM151 75H150V77H151ZM176 75V74H175ZM174 75V76H175ZM213 75V73L211 74V75H205L206 77L208 76H210L209 78H211V77H213L212 76ZM215 75V74H214ZM243 75H245L244 73H243ZM254 75V74H253ZM257 75V74H256ZM85 76V75H84ZM103 76V75H102ZM108 76V75H107ZM120 76H121V74H120ZM129 76H131V77H129ZM136 76V75H135ZM134 76V77H135ZM177 76V75H176ZM175 76V77H176ZM184 76V77H185ZM245 76H247V75H245ZM252 76V75H251ZM104 77H105V75H104ZM127 77H126V79H127ZM137 77V79L139 80L140 79V77L138 78V76H136ZM178 78H179V76H177ZM175 78V79H173L174 80V82L175 81H177L178 80V78ZM185 77V78H186ZM236 77V76H235ZM239 77V76H238ZM241 77H242V79H243V77L244 76H240V79H241ZM248 77V76H247ZM253 77V76H252ZM257 77H258V75H257ZM87 78V77H86ZM123 78V77H122ZM129 78H132V79H129ZM198 78V77H197ZM208 78V79H209ZM237 78V77H236ZM254 78V77H253ZM253 78H249V79H253ZM82 79V78H81ZM80 79V80H81ZM111 79V78H110ZM136 79V78H135ZM134 79V80H135ZM177 79V80H176ZM200 79V78H199ZM199 79H197V81L199 80ZM204 79H206V78H204ZM208 79H207V82H205L204 81V83L202 82V84L204 85V84H208V85H211L214 81H212L211 83H210V81H211V79H209L210 81H209V83H208ZM240 79H238L237 78V81H235V82H238ZM245 79V78H244ZM128 80H126V81H128ZM173 80H171V81H173ZM184 80V79H183ZM182 80V81H183ZM246 80V79H245ZM244 80V81H245ZM248 80V79H247ZM246 80V81H247ZM254 80H256V76H255V78H254ZM82 81H83V79H82ZM87 81H89V79L87 80ZM116 81H117V79H116ZM128 81V82H129ZM130 81V82H131ZM170 81V82H171ZM178 81H180V80H178ZM181 81V85L183 84V82ZM186 81V80H185ZM196 81V82H197ZM220 81V80H219ZM241 81V80H240ZM240 81H239V83H240ZM244 82L245 84H247V82ZM251 80H249V82H250ZM253 81V80H252ZM251 81V82H252ZM80 82V81H79ZM105 82V81H104ZM114 82V81H113ZM120 82V81H119ZM135 82H137V80L135 81ZM144 82V81H143ZM142 82V83H143ZM146 82V81H145ZM169 82V81H168ZM167 82V83H168ZM169 82V83H170ZM187 82V81H186ZM186 82H184V83H186ZM221 82V81H220ZM225 82V81H224ZM223 82V83H224ZM255 82V81H254ZM84 83H87V82H84ZM107 83V82H106ZM109 83V82H108ZM178 83V82H177ZM215 83H218V84H220L219 82H214V84H212L211 86L212 87H210V88H212V90L211 89H208L207 90V87H206V85L205 86H203V88L202 87H200V88H202V89H200L198 86H200V85H198V84H200V83H197L196 85H197V87H198V89H197V87L193 90L192 88H194V87H191V90H190V86L191 85H189V90L188 89H186L187 88V85H186V88H184L183 90H188L190 93H191V95H192V93L197 89V90H199V91H201V94L202 93H204V91L206 90V92L209 94V95H207V93L205 92V95H207V97H210V94H211V92L214 90V86L215 85H217V84H215ZM222 82H221V84H223ZM234 84V82L232 81L231 82V84ZM241 83H242V85H243V88H242V85L241 84H237L238 86H236L235 84H234V86H236V87H239V86H241V89H239L242 93L243 92H245V91H247L246 89H244V86H245V84L243 83V80L241 81ZM104 84V83H103ZM164 84V83H163ZM174 84V86H175V84L176 83H173ZM186 84H189V83H186ZM221 84H220V86H221ZM226 84V83H225ZM225 84H223V85H225ZM88 85V84H87ZM115 85V84H114ZM118 85V84H117ZM120 85V84H119ZM170 85V84H169ZM177 85V84H176ZM181 85H179V87L181 86ZM214 85V86H213ZM229 85V84H228ZM248 85L249 84H247V87H248ZM166 86V85H165ZM167 86H168V84H167ZM165 87V89L163 90V88L162 89H160V90H162V94H166V92H168L167 90H169V95L173 92V90H174V86L172 85V91H170V89L169 88H171L170 86H168V87ZM227 86V85H226ZM230 86V87H229ZM229 86H227L226 88H224L226 91H228L227 89L229 88V89H231L230 91H233V89L231 88V86L232 85H229ZM250 87V89H249V91L251 90V89H254L255 88V90L257 91V93H258V90H259V93L260 94H257L256 92H254V93H256L257 95H260L259 96V98L264 94V91H263V89H261V88H256L255 87V85L253 84V82L251 83V85H249ZM81 87H83V86H81ZM163 87H164V85H163ZM178 87V86H177ZM176 87V88H177ZM185 87V86H184ZM214 87V88H213ZM217 87V86H216ZM222 87V86H221ZM246 87V88H247ZM121 88V87H120ZM123 88V87H122ZM138 88V87H137ZM181 88V87H180ZM178 89V91H180L182 88H183V85H182V88L181 89ZM208 88H209V86H208ZM218 88V90L219 91H217V93L219 92L220 93V91H221V89H223V88H219V87H217ZM102 89H104V88H102ZM114 89V88H113ZM224 89H223V92H224ZM235 89H237V88H235ZM234 89V90H235ZM248 89V88H247ZM117 90V89H116ZM155 90V89H154ZM158 90V89H157ZM165 90H166V92H165ZM177 89H175L174 91H176ZM196 90V91H197ZM203 90V91H202ZM210 90H211V92H210ZM215 90H217L216 88H215ZM239 90H236L237 92L239 91ZM98 91V90H97ZM99 91H101V90H99ZM164 91V92H163ZM187 91V92H188ZM193 91V92H192ZM249 91H247V92H249ZM142 92V91H141ZM181 92V91H180ZM179 92V93H180ZM187 92H185V94L187 93ZM188 92V93H189ZM198 92V91H197ZM229 92V91H228ZM237 92H236V94H237ZM246 92V93H247ZM252 92V90L249 92V93H251ZM252 92V93H253ZM175 93H178V92H175ZM178 93V94H179ZM182 94H183V92H181ZM200 93V92H199ZM226 93V92H225ZM240 93L239 94V92H238V95H241V97H244V96H242V95H247V94H245V93ZM248 93V94H249ZM251 93V94H252ZM261 93H262V95H261ZM4 94V93H3ZM8 94V93H7ZM127 94V93H126ZM150 94V93H149ZM194 94V93H193ZM250 94V95H251ZM79 95V94H78ZM137 95V94H136ZM135 95V96H136ZM168 95V94H167ZM173 95H174V93H173ZM213 95V94H212ZM211 95V96H212ZM255 94H252L251 95V98H252V100H251V98H250V102L252 101H255V100H257L258 99V96L257 95H255ZM13 96V95H12ZM159 96V95H158ZM204 96V95H203ZM248 96V95H247ZM264 96V95H263ZM67 97V96H66ZM91 97V96H90ZM173 97V96H172ZM179 97V96H178ZM189 98H186V99H190L191 97L190 96H188ZM239 97V96H238ZM248 97H250V96H248ZM255 97H257L255 100H253V98H255ZM78 98V97H77ZM81 98V97H80ZM94 98V97H93ZM193 98V97H192ZM204 98H206V96L204 97ZM204 98H203V100H204ZM245 98V97H244ZM263 98V97H262ZM58 99V98H57ZM79 99V98H78ZM169 99V98H168ZM199 99V98H198ZM90 100V99H89ZM96 100H98V99H96ZM155 100H157V99H155ZM171 100V99H170ZM173 100V99H172ZM206 100H207V98H206ZM260 100H261V98H260ZM256 101V102H253L254 104H250L251 105V107H252V105H253V109L254 110H258V109H260V108H262V107H264V98H263V100H261V101ZM41 101H42V99H41ZM64 101V100H63ZM101 101V100H100ZM99 101V102H100ZM160 101V100H159ZM205 101V100H204ZM203 101V103H207L206 101L204 102ZM210 101V100H209ZM9 102V101H8ZM36 102V101H35ZM44 102V101H43ZM80 102V101H79ZM175 102H177V101H175ZM258 102V103H257ZM61 103V102H60ZM60 103H58V104H60ZM65 103V102H64ZM67 103V102H66ZM124 103V102H123ZM128 103V102H127ZM159 103V102H158ZM180 103H182L181 101L179 102V104ZM184 103V102H183ZM182 103V104H183ZM200 103H202V101L200 102ZM12 104V103H11ZM53 104V103H52ZM164 104H165V102H164ZM174 104V103H173ZM244 104V103H243ZM41 105L43 106V103L41 104V102L40 101H38V102H36L35 104H34V106H35V109H37V111L40 109V107H41ZM44 105H45V103H44ZM64 105V104H63ZM203 105V104H202ZM202 105H200L199 104V106L201 107V109H202V107L203 106H205V107H203V108H206L207 106L206 105H208V104H204L203 106ZM241 105V104H240ZM245 105V104H244ZM243 105V106H244ZM4 106V105H3ZM5 106H7V105H5ZM19 106V105H18ZM21 106V105H20ZM49 106V105H48ZM52 106V105H51ZM61 107H63L62 105H60ZM60 106H58V107H60ZM98 106V105H97ZM127 106V105H126ZM151 106V105H150ZM180 106V105H179ZM179 106H176V104H175V107L177 108V107H179ZM182 106V105H181ZM186 106V105H185ZM212 106V105H211ZM242 106V105H241ZM242 106V107H243ZM47 107V106H46ZM65 107V106H64ZM82 107V106H81ZM182 107H184V104H183V106ZM182 107H180V108H182ZM199 107V108H200ZM246 107V106H245ZM25 108V107H24ZM29 108V107H28ZM44 108V107H43ZM79 108V107H78ZM113 108V107H112ZM159 107H157V109H158ZM208 108V107H207ZM221 108V107H220ZM241 107H239V109H240ZM60 109H62V108H60ZM64 109V108H63ZM87 109V108H86ZM109 109H111L110 107H109ZM222 109V108H221ZM26 110V109H25ZM44 110V109H43ZM88 110H90V109H88ZM97 110V109H96ZM102 110V109H101ZM183 110V109H182ZM182 110H180V109H178V112L179 111H181L182 112ZM185 110V109H184ZM204 110V109H203ZM217 110V109H216ZM219 110V109H218ZM223 110V109H222ZM226 110H228L227 108H226ZM225 109H224V111H226ZM242 110V109H241ZM8 111V110H7ZM6 111V112H7ZM36 111V112H37ZM86 111V110H85ZM98 111V110H97ZM208 111V110H207ZM221 111V110H220ZM219 111V112H220ZM252 111V110H251ZM250 111V112H251ZM4 113V112H1L0 113V115H2V114H8V112L7 113ZM195 112V111H194ZM197 112H199V111H197ZM202 112V111H201ZM234 112H235V110H234ZM236 112H239L238 110L236 111ZM241 112V111H240ZM244 112H246V111H244ZM244 112H242V113H244ZM247 112H248V110H247ZM246 112V113H247ZM249 112V113H250ZM50 113V112H49ZM78 113V112H77ZM144 113V112H143ZM207 113V112H206ZM221 113L222 114H225V112L223 113V111H221ZM80 114H82L81 112H80ZM101 114V113H100ZM209 114V113H208ZM24 115V114H23ZM22 115V116H23ZM104 115V114H103ZM141 115V114H140ZM144 115V114H143ZM3 116V115H2ZM21 116V117H22ZM59 116V115H58ZM83 116V115H82ZM81 115H80V117H82ZM87 116V115H86ZM116 116V115H115ZM198 116V115H197ZM225 116V115H224ZM19 117V116H18ZM200 117V116H199ZM230 117L232 118L233 116H230V115H228L227 116V120H228V118L230 119ZM236 117V116H235ZM249 117V116H248ZM24 118V117H23ZM37 118V117H36ZM35 118V119H36ZM51 118V117H50ZM83 118H84V116H83ZM197 118V117H196ZM215 118V117H214ZM213 118V120H215ZM220 118H222L221 120H223V118L224 117H220ZM43 119V118H42ZM48 119V118H47ZM52 119V118H51ZM80 119V118H79ZM234 118H232V120H233ZM236 119V118H235ZM53 120V119H52ZM181 120V119H180ZM198 120H200V118L198 119ZM210 120V119H209ZM219 120V119H218ZM226 120V121H227ZM248 120H249V118H248ZM250 120H252V119H250ZM249 120V121H250ZM36 121V120H35ZM45 121H46V119H45ZM48 121V120H47ZM54 121V120H53ZM136 121V120H135ZM247 121V120H246ZM246 121H244L245 123H246ZM133 122V121H132ZM204 122H206V121H204ZM208 122L209 121H207V125L206 126H208L209 124H208ZM211 122L212 121H210L209 123H210V125L209 126H212L214 123V121L212 122L213 124H211ZM223 122V121H222ZM225 122V121H224ZM227 122H232L231 121V119H230V121L228 120ZM251 122V121H250ZM254 122V121H253ZM257 122V121H256ZM255 122V123H256ZM259 122V121H258ZM258 122H257V125H258ZM48 123V122H47ZM130 123V122H129ZM197 123V122H196ZM218 124H219V122H217ZM226 123V122H225ZM230 123H228V124H230ZM240 123V122H239ZM248 123V122H247ZM246 123V124H247ZM255 123H252V124H254L255 125ZM16 124H17V122H16ZM49 124V123H48ZM51 124V123H50ZM49 124V125H50ZM55 124V123H54ZM103 124V123H102ZM111 124V123H110ZM119 124V123H118ZM203 124V123H202ZM206 124V123H205ZM242 124V123H241ZM249 124V123H248ZM91 125V124H90ZM128 125V124H127ZM133 125V124H132ZM138 125V124H137ZM214 125H216V124H214ZM262 125L264 126V122L262 123ZM51 126V125H50ZM75 126V125H74ZM125 126V125H124ZM141 126V125H140ZM205 126V125H204ZM242 126V125H241ZM245 126V125H244ZM252 126V125H251ZM66 127V126H65ZM71 127V126H70ZM236 127V126H235ZM115 128V127H114ZM201 128H202V126H201ZM205 128V127H204ZM218 128V127H217ZM220 128V127H219ZM229 128V127H228ZM237 128H238V126H237ZM68 129H69V127H68ZM81 129V128H80ZM112 129V128H111ZM116 129V128H115ZM126 129V128H125ZM132 129V128H131ZM135 129V128H134ZM141 129V128H140ZM203 129V128H202ZM207 129H208V127H207ZM210 129V128H209ZM222 129V128H221ZM19 130V129H18ZM55 130V129H54ZM110 130V129H109ZM114 130V129H113ZM121 130V129H120ZM119 130V131H120ZM129 130H130V128H129ZM162 130V129H161ZM199 129H196V133H197V131H198ZM231 130V129H230ZM234 130V129H233ZM250 130V129H249ZM98 131H100L99 129H98ZM103 131L105 132V131H108V129L107 130H104L103 129ZM127 131H128V129H127ZM134 131V130H133ZM226 131V130H225ZM55 132V131H54ZM93 133H94V131H92ZM91 132V137H92V135H93V138H94V134ZM101 132V131H100ZM104 132L102 133V134H104ZM111 132V133H110ZM110 135L112 134L113 135V132H115V130L112 132L111 130H110ZM117 132V131H116ZM115 132V133H116ZM155 132V131H154ZM204 132H206V131H204ZM255 132V130L253 131V133ZM87 132L85 131V134H86ZM90 133V132H89ZM89 133L86 135V136H90L89 135ZM97 133V132H96ZM95 133V134H96ZM107 133V132H106ZM105 133V134H106ZM194 133H195V131H194ZM198 133H199V131H198ZM201 133V132H200ZM207 134L209 133V131L207 130V132H206ZM205 133V134H206ZM238 133V132H237ZM247 133V132H246ZM256 133V132H255ZM50 134V133H49ZM101 134V133H100ZM108 134V133H107ZM106 134V135H107ZM117 134V133H116ZM111 135L112 137H114V139H116L115 138V136L118 138V135H119V133L117 134V135ZM125 134V133H124ZM136 134V133H135ZM155 134V133H154ZM153 134V135H154ZM185 134H187V133H185ZM184 134V135H185ZM203 134V133H202ZM264 134V133H263ZM80 135V134H79ZM96 135H99L98 133L96 134ZM109 135V134H108ZM121 135V134H120ZM152 135V136H153ZM191 135H193V134H191ZM198 135V134H197ZM201 135V134H200ZM204 135V134H203ZM246 135V134H245ZM249 135V134H248ZM82 136V135H81ZM101 136V135H100ZM123 136V135H122ZM122 136H120L119 137V139L122 137ZM125 136H126V134H125ZM160 136V135H159ZM186 136V135H185ZM187 136H188V134H187ZM195 136V135H194ZM202 136V135H201ZM229 136V135H228ZM253 136V135H252ZM111 137V139H113ZM127 137H128V135H127ZM131 137V136H130ZM129 137V138H130ZM133 137V136H132ZM188 137H190V135L188 136ZM225 137V136H224ZM90 138V137H89ZM89 138L87 139V140H89ZM96 138V137H95ZM94 138V139H95ZM101 139L102 138H106V136L105 137H100ZM99 138V139H100ZM110 138V136H108V139ZM123 138V137H122ZM125 138V137H124ZM122 139V140H125V139ZM150 138V137H149ZM83 139V138H82ZM91 139V138H90ZM93 139V140H94ZM111 139H109V140H111ZM118 139V140H119ZM128 139V138H127ZM178 139V138H177ZM92 140V139H91ZM95 140H98V139H95ZM160 140V139H159ZM181 140H184V138H181ZM185 140H186V142L188 141V140H191V137H190V139H186L185 138ZM184 140V141H185ZM250 140V139H249ZM255 140V139H254ZM262 140H264L263 139V137H262ZM261 140V141H262ZM194 141V140H193ZM242 141V140H241ZM48 142V141H47ZM92 142V141H91ZM224 142V141H223ZM254 142V141H253ZM264 142V141H263ZM34 143V142H33ZM36 143V142H35ZM64 143V142H63ZM66 143V142H65ZM170 143V142H169ZM191 143V142H190ZM207 143V142H206ZM4 144H5V142H4ZM16 144H18V143H15V146H16ZM94 144V143H93ZM255 144V143H254ZM34 145V144H33ZM66 145V144H65ZM98 145V144H97ZM136 145V144H135ZM248 145V144H247ZM246 145V146H247ZM9 146V145H8ZM21 146V147H20ZM85 146V145H84ZM96 146V145H95ZM99 146V145H98ZM133 146V145H132ZM143 146V145H142ZM246 146H245V148H246ZM22 147H24L22 144L20 145V142H19V146H18V148H16L15 147V149H19V148H22ZM65 147V146H64ZM68 147V146H67ZM89 147V146H88ZM177 147V146H176ZM12 148H13V146H12ZM58 148V147H57ZM84 148V147H83ZM134 148V147H133ZM175 148V147H174ZM178 148V147H177ZM216 148V147H215ZM227 148H228V146H227ZM238 148V147H237ZM257 148V147H256ZM256 148H254V149H256ZM51 149V148H50ZM60 149H61V147H60ZM72 149V148H71ZM218 149V148H217ZM231 149V148H230ZM14 150V149H13ZM61 150H63V149H61ZM74 150V149H73ZM79 150V149H78ZM82 150V149H81ZM93 150V149H92ZM99 150V149H98ZM233 150V149H232ZM239 150V149H238ZM1 151V150H0ZM77 151V150H76ZM90 151V150H89ZM95 151V150H94ZM94 151H93V153H94ZM100 151V150H99ZM230 151V150H229ZM228 151V152H229ZM234 151V150H233ZM236 151V150H235ZM12 152V151H11ZM16 152V151H15ZM14 151L12 152L13 154L15 153ZM72 152H74V151H72ZM78 152V151H77ZM174 152V151H173ZM180 152V151H179ZM189 152V151H188ZM225 152H227V151H225ZM231 152V151H230ZM91 153V152H90ZM100 153V152H99ZM103 153V152H102ZM121 153V152H120ZM119 153V154H120ZM122 153H124L123 151H122ZM147 153V152H146ZM169 153V152H168ZM176 153H178V152H176ZM182 153V152H181ZM17 154V152L14 154V155H16ZM19 154V153H18ZM38 154V153H37ZM57 154V153H56ZM76 154V153H75ZM78 154V153H77ZM87 154V153H86ZM118 154V155H119ZM154 154V153H153ZM156 154V153H155ZM160 154V153H159ZM158 154V155H159ZM172 154V153H171ZM174 154H175V152H174ZM184 154V153H183ZM225 154V153H224ZM228 154V153H227ZM231 154V153H230ZM235 154V153H234ZM12 155V154H11ZM96 155V154H95ZM108 155V154H107ZM110 155V154H109ZM115 155V154H114ZM123 155V154H122ZM125 155V154H124ZM123 155V156H124ZM217 155V154H216ZM243 155V154H242ZM245 155V154H244ZM243 155V156H244ZM247 155V154H246ZM250 155V154H249ZM260 155V154H259ZM80 156H81V154H80ZM85 156V155H84ZM92 156V155H91ZM90 156V157H91ZM97 156H98V154H97ZM120 156H121V154H120ZM126 156H129V155H126ZM150 156V155H149ZM230 156H232V155H230ZM235 156V155H234ZM234 156H232L231 158H233L234 160H235V163L237 162V161H239V160H237V158L235 159L234 158ZM240 155H238L237 157L238 158H240L241 159V157H242V159L245 157H243V156H241V157H239ZM253 156V155H252ZM11 157V156H10ZM78 157H79V155H78ZM82 157V156H81ZM86 157V156H85ZM94 157V156H93ZM133 157V156H132ZM144 157V156H143ZM147 157V156H146ZM146 157H144V158H146ZM236 157V156H235ZM255 157V156H254ZM261 157V156H260ZM54 158V157H53ZM129 158V157H128ZM134 158V157H133ZM136 158V157H135ZM230 158V157H229ZM249 158H251V157H249ZM256 158V157H255ZM263 158V157H262ZM262 158H260V161H256V159H254V165H255V167H258V166H260V165H263L264 166V159H262ZM1 159V158H0ZM10 159V158H9ZM51 159V158H50ZM99 159V158H98ZM131 159V158H130ZM142 159V158H141ZM218 159H221V157H219ZM225 159H228L227 157L225 158V157H223V159L222 160H224L225 161ZM244 159H246V158H244ZM110 160V159H109ZM112 160V159H111ZM132 160V159H131ZM146 160V159H145ZM160 160V159H159ZM200 160H204V159H200ZM210 160V159H209ZM213 160V159H212ZM228 160H230V159H228ZM252 160V159H251ZM251 160H247V161H249L250 163H248L247 161V163L248 164H251L253 161H251ZM257 160H259L258 158H257ZM7 161H8V159H7ZM36 161V160H35ZM59 161V160H58ZM67 161V160H66ZM91 161V160H90ZM219 162H220V160H218ZM218 161H216V162H218ZM231 161H233L232 159H231ZM37 162V161H36ZM68 162V161H67ZM119 162V161H118ZM132 162V161H131ZM139 162V161H138ZM137 162V163H138ZM146 162H148V161H146ZM146 162H142L141 161V164H143L144 163V165H146L145 163ZM198 162H199V160H198ZM223 162V161H222ZM229 162V161H228ZM241 162V161H240ZM0 163H2V162H0ZM90 163V162H89ZM153 163V162H152ZM200 163V162H199ZM202 163V162H201ZM201 163L199 164V165H201ZM239 163V162H238ZM237 163V164H238ZM245 163V162H244ZM257 163H259L260 165H257L256 166V164ZM37 164V163H36ZM120 164V163H119ZM131 164V163H130ZM134 164V163H133ZM140 164V165H141ZM150 164V163H149ZM154 164V163H153ZM206 164V163H205ZM219 164V163H218ZM217 164V165H218ZM221 164V163H220ZM219 164V165H220ZM224 164H228L227 163V161H226V163H224ZM240 164V163H239ZM243 164V163H242ZM246 164V163H245ZM245 164H243L244 166H245ZM65 165V164H64ZM132 165V164H131ZM135 165H136V163H135ZM134 165V166H135ZM152 165V164H151ZM193 165H195V163L193 162ZM197 165V164H196ZM195 165V166H196ZM202 165H203V163H202ZM211 165H214V163H212ZM216 165V164H215ZM216 165V166H217ZM219 165L217 166V169H218V167H219ZM222 165V164H221ZM229 165H232L231 164V162H229ZM228 165V166H229ZM241 165V164H240ZM253 165V164H252ZM125 166V165H124ZM157 166V165H156ZM155 166V167H156ZM159 166V165H158ZM157 166V167H158ZM161 166V165H160ZM159 166V167H160ZM162 166H163V164H162ZM185 166V165H184ZM189 166V165H188ZM204 166V165H203ZM223 166V165H222ZM225 166V165H224ZM223 166V167H224ZM235 165H234V163H233V167H234ZM250 166V165H249ZM248 166V167H249ZM45 167V166H44ZM119 167H120V165H119ZM127 167H128V165H127ZM129 167H130V165H129ZM136 167V166H135ZM139 167V166H138ZM144 167V166H143ZM155 167H154V170H155ZM158 167V168H159ZM167 167V166H166ZM169 167V166H168ZM182 167V166H181ZM204 167H207V166H204ZM225 167H227V166H225ZM251 167V166H250ZM254 167V166H253ZM16 168V167H15ZM145 168H146V166H145ZM142 169L141 167L139 168V169H142V170H146V169ZM158 168H156V171L158 170ZM172 168H174V166H172ZM202 168V167H201ZM211 168L213 169V167L211 166L209 169H210V172H211ZM220 168H221V170H220ZM228 168V169H227ZM227 168H224L225 170H229V167H227ZM234 168H238V167H234ZM260 168H261V166H260ZM259 167L257 168V169H260ZM4 169V168H3ZM24 169V168H23ZM27 169V168H26ZM92 169V168H91ZM104 169V168H103ZM112 169H114V168H112ZM119 169V168H118ZM132 169V168H131ZM130 169V170H131ZM135 169V168H134ZM149 168H148V166H147V170H148ZM151 169H152V167H151ZM149 170L150 172H152V170ZM164 169V168H163ZM171 169V168H170ZM182 169H183V167H182ZM190 169H191V167H190ZM199 169V168H198ZM206 169V168H205ZM216 169V168H215ZM214 169V170H215ZM216 169V170H217ZM257 169H253L252 167L251 168H246V167H244V169H242V166H240V170H239V173H243L244 174V176H243V174H242V177H244V178H242L241 176V179H243L242 180V183L240 182V183H238V186L241 188V190L242 191H240V190H238V188H237V193L235 192V190H234V188L236 189V186L234 187L233 185H229L230 184V182H229V184H226V183H228V181H223L225 178L224 177H220L219 179H223V180H221V181H219V179H218V177L217 176H219L220 174L219 173H223V175H221V176H226V174L225 173H227V171L224 173V172H222V167H219V170L221 171V172H219L216 176H214V178L216 177L218 180H215L214 181V178H212V179H210V177L209 176H211V174L208 176V175H206V177L208 178V182H209V184H210V181L212 180V181H214V182H212L211 183V185H205V183H204V186H206V187H204L203 185H202V187H204L203 188V192H202V197H201V195L199 194V196H198V194L196 193V195L194 196V192H193V190H192V192H193V195H191V196H193V198H195V197H200V198H196V199H193V200H195V201H193V202H189V206L191 205V207H189L188 206V209H187V211L186 210H184V212H185V218H183V223H180L181 221H179V223L180 224H177L176 223V225H178V227L180 228H178V227H176V228H178L179 229V234H177L176 236L177 237H179V242L178 243H182L184 240H190V241H192L193 242V245L194 246H196L197 247V250L196 251H198V253L196 254H194V252L193 253H191L192 252V249L190 248L189 250H191V252L188 250V248H187V252L186 253H182V255H184V257L182 258V259H180L182 262L184 261L185 263H187V264H195V261L194 260H196L197 262L199 261V262H202V263H200V264H264V203L263 202H261V200H264V198L263 199H261V195L260 194H262V193H264V180H263V178H262V180L263 181H261L260 179L261 178H259L258 177V175L256 176V173H255V170H257ZM80 169H71V170H67V169H65L64 170V174L66 175V173H67V175H68V173H71V172H76V174H81V172H82V174H84L83 173V171H86V170H81V171H79ZM88 170V169H87ZM98 170H100V168H98ZM98 170H96L95 172L98 174H100V172H98ZM116 170H117V168H116ZM115 170V171H116ZM129 170V171H130ZM133 170V169H132ZM166 170V169H165ZM168 170V169H167ZM187 170V169H186ZM189 170V169H188ZM196 170H197V168H196ZM215 170V171H216ZM230 170L232 171V169H231V167H230ZM243 171V172H240V171ZM262 170V169H261ZM46 171V170H45ZM58 171V170H57ZM60 171V170H59ZM103 171V170H102ZM105 171V170H104ZM107 171V170H106ZM114 171V172H115ZM119 171V170H118ZM121 171H122V169H121ZM155 171V172H156ZM159 171V170H158ZM158 171H157V175H154V174H152V173H150V174H145V175H147L149 178L147 179L146 177H145V175H144V178H140V179H142L141 181H140V183L143 181V179H147V180H145L144 182H142V183H147L146 185L144 184L143 186V188H145L146 189V192H142V193H144V194H146L147 193V197H144L145 195H143V201H141L140 199L142 198V197H139L140 195H142V194H139L138 192H140L141 193V189H139V187L140 188H142L141 187V184L139 183V181L137 182V180H138V178L139 177H142L143 176V173H145V172H147V171H145V172H143V171H140V176L139 175H137L138 173H139V171H137L136 170V172L135 173H133V174H130L129 176H127V177H123V176H121L120 178H119V174L117 175L118 176V180H114L115 179V177H116V175H115V177L114 178H112V176H110V178H112L111 179V181H117L116 183L117 184H115V182H111L110 183V181H109V179L107 180V182L109 181V183H104V184H108V186H112V184L115 186V185H122V184H128L129 186L131 185V180L132 179H134V177L135 178H137L136 176H139L136 180H132L133 182H137V183H139L140 185L138 186V189H139V191L138 190H136V195L137 194H139V196H136L135 197V200L137 201V199L139 198V200L141 201L140 203H142V205H140L141 206V208H142V206L143 205H146V204H149L150 202H152V201H155V203H156V201L157 200H161L160 202H163V200L165 199V197L166 196H168L167 195V193H165V190L167 191V192H169V194H170V191H168L167 189H165V190H161L160 191V189L158 190V186L156 185V184H158V181H159V179H162V177L160 176V178H158L159 177V175H162L161 174V172L159 171V173H158ZM181 171V170H180ZM184 171V170H183ZM182 171V172H183ZM209 171V170H208ZM213 171V170H212ZM224 171V170H223ZM230 171V172H231ZM234 171L236 172V171H238V169L237 170H235L234 169ZM260 171V170H259ZM33 172V171H32ZM88 172V171H87ZM108 172V171H107ZM124 172V171H123ZM127 172V171H126ZM143 172V173H142ZM170 172V171H169ZM187 172V171H186ZM185 172V173H186ZM189 172V171H188ZM194 172V171H193ZM192 172V173H193ZM217 172V171H216ZM257 173H259L258 172V170L256 171ZM40 173V172H39ZM106 173V172H105ZM110 173V172H109ZM120 173V172H119ZM125 173V172H124ZM184 173V172H183ZM205 173V172H204ZM206 173H208V172H206ZM205 173V174H206ZM211 173H214L215 174V172L213 171V172H211ZM233 174H231V173H229L230 175H227L226 177L227 178H229L230 176H234V175H240L238 172L236 173V174H234V172H232ZM261 173V172H260ZM259 173V174H260ZM23 174V173H22ZM59 174H61V171L59 172ZM103 174V173H102ZM174 174V173H173ZM213 174V175H214ZM225 174V175H224ZM263 174V173H262ZM95 175V174H94ZM92 173H91V176H94ZM108 175H110V174H108ZM142 175V176H141ZM176 175V174H175ZM179 175V174H178ZM189 176H190V174H188ZM56 176V175H55ZM59 176V175H58ZM100 176V175H99ZM103 176H104V174H103ZM106 176V175H105ZM238 176L236 177L235 176V178H233L234 180H233V182H236V179H240V177L238 178ZM260 176V175H259ZM262 176V175H261ZM260 176V177H261ZM44 177H46V176H44ZM78 177V176H77ZM95 177V176H94ZM178 177H180V175L178 176ZM10 178V177H9ZM63 178H64V176H63ZM95 178H97V180L99 179V177H95ZM93 179V177H90L89 178V180H88V178L86 179V181H88V184L90 185V187H96V186H100V188L102 187V186H104L103 185V180L105 179H107L106 177L105 178H102V177H100L102 180H101V182H102V186H101V182L100 181H98L97 182V184L98 185H94V184H96V183H94L93 184V182L92 181H94V180H96V179ZM164 178V177H163ZM175 178V177H174ZM230 178H232V177H230ZM80 179L82 180V179H84L82 176L80 177ZM91 179V180H90ZM93 179V180H92ZM169 179H170V177H169ZM186 179V178H185ZM205 180V177H203V178H201L200 179V177L197 179V180ZM209 179H210V181H209ZM5 180V179H4ZM8 179H6L5 181H7ZM14 180V179H13ZM16 180V179H15ZM53 180L54 179H52L51 181L53 182ZM76 180H78V179H76ZM80 180V181H81ZM96 180V181H97ZM229 181H231L230 179H228ZM23 181V180H22ZM29 181V180H28ZM50 181V180H49ZM85 181V180H84ZM86 181L83 183V182H80V183H83V184H85L86 183ZM95 181V182H96ZM147 181V182H146ZM168 181V180H167ZM178 181H179V179H178ZM241 181V180H240ZM35 182V181H34ZM78 182V185H80L79 184V181H77ZM91 182H92V185L93 186H91ZM99 182H100V184H99ZM106 182V181H105ZM163 182V181H162ZM208 182H206L207 184H208ZM223 182H225V183H223ZM232 182V181H231ZM7 183V182H6ZM9 183H11V182H9ZM8 183V184H9ZM38 183V182H37ZM41 183V182H40ZM136 183V184H137ZM196 184H198V186H200V183L202 184V181L201 182H195ZM236 183V184H237ZM3 184V185H2ZM2 184H1V186H5V184L2 182ZM13 184V183H12ZM87 184V185H88ZM111 184V185H110ZM132 184H134V183H132ZM162 184V183H161ZM225 184V185H224ZM232 184V183H231ZM235 184V185H236ZM240 184H242V186L240 185ZM37 185V184H36ZM86 185V186H87ZM123 185V187L125 188H127V186L128 185H126V186H124ZM159 185H160V183H159ZM163 185V184H162ZM226 185H229V186H232V188H230L229 186H226ZM11 186V185H10ZM10 186H7L6 185V187L9 189V190H11L12 188L10 187ZM80 186H82V184L80 185ZM84 186V185H83ZM83 186L81 187V188H83ZM114 186H112L113 187V190H110V191H112V193H113V191H115V187ZM128 186V187H129ZM146 186V187H145ZM225 186V188L223 189V187ZM11 189H10V188ZM13 187V186H12ZM15 187H16V185H15ZM109 187V188H110ZM117 187V186H116ZM119 187V186H118ZM123 187H121L120 186V188H117L116 189V191H115V193L116 194H112V198H111V195H109L110 196V198H111V200L113 199V200H119V198H121V196H124L125 197V195H126V191H123ZM131 187V186H130ZM161 187V186H160ZM159 187V188H160ZM164 187V186H163ZM163 187L161 188V189H163ZM169 187H171V186H169ZM226 187H228L227 189V191H232L231 189H233V191L235 192L234 194H232V192H231V194H230V192H228L227 194L230 196V198L228 199V203L226 202V204L224 203V198L225 197H223V196H227V194L225 195V193L226 192H223L225 189H226ZM7 188H4V187H0V190L1 189H4L5 191H7L8 192V189ZM68 188V187H67ZM80 187H79V189H81ZM87 187H84L82 190H80V191H82V192H85L87 189H86ZM97 188V187H96ZM100 188H99V190H100ZM104 188H107V186H104L103 188H101V192L103 191V189ZM115 188V189H114ZM142 188V189H143ZM147 188H149V190L147 189ZM165 188V187H164ZM230 188V189H229ZM239 188V189H240ZM7 189V190H6ZM36 189H38V187L36 188ZM86 189V190H85ZM88 189H89V187H88ZM98 189V188H97ZM110 189H112V188H110ZM4 190H2V191H0V192H3V194H6L5 192H4ZM35 190V189H34ZM39 190V189H38ZM85 190V191H84ZM95 190V189H94ZM124 190H127V189H124ZM129 190V189H128ZM197 190V189H196ZM196 190H194V191H196ZM199 190V189H198ZM197 190V191H198ZM223 190V191H222ZM91 191V189L89 190V192ZM104 191H105V189H104ZM103 191V192H104ZM107 191V190H106ZM105 191V193L107 194L108 192H106ZM143 191H145V190H143ZM200 191V190H199ZM198 191V192H199ZM226 191V190H225ZM241 192V194L240 193H238V192ZM88 192V193H89ZM124 192H126V193H124V195H122ZM150 192V193H149ZM162 192H164L165 193V195L166 196H164V194L162 193ZM224 193V195L221 197V193ZM132 193V192H131ZM171 193H173V192H171ZM175 193V192H174ZM177 193V192H176ZM180 193V192H179ZM200 193V192H199ZM8 194H10V193H8ZM73 194V193H72ZM81 194V193H80ZM86 194H87V192H86ZM102 194H104V193H102ZM106 194H104V197H105V195ZM111 194V193H110ZM189 194H191V192L190 193H188V197H190L189 196ZM0 195H2V193L0 194ZM11 195V194H10ZM82 195V194H81ZM84 195V194H83ZM116 195V196H115ZM129 195H131V194H129ZM129 195H127V198L126 199H128L129 197ZM89 196V195H88ZM132 196V195H131ZM134 196V195H133ZM170 196V195H169ZM184 196H187V195H184ZM6 197H8V196H6ZM11 197V196H10ZM73 197H74V195H73ZM72 197V198H73ZM107 197L108 196H106V198H104V199H107ZM138 197V198H137ZM174 197V196H173ZM228 197V196H227ZM89 198V197H88ZM109 198V197H108ZM125 198H123L122 200L120 199V202H122L121 204H123L124 203V206H125V203L126 202H124V199ZM134 198V197H133ZM137 198V199H136ZM178 198V199H177ZM185 198V197H184ZM187 198V197H186ZM192 198V197H191ZM11 199H13V198H11ZM82 199V198H81ZM92 199V198H91ZM103 199V198H102ZM101 199V200H102ZM130 200H129V202L130 203H133L132 205H130L131 206V209H134V211H135V208H137V206H139V205H135V203H134V201H132L131 202V198H129ZM145 199V200H144ZM168 199H169V197L167 198V202H168ZM171 199V198H170ZM169 199V201H170V203H171V201H172V199L170 200ZM174 199H176L177 201H175V202H173L174 204L175 203H178V200L179 201H181V199H179V197H177L176 196V198H174ZM182 199H183V195H182ZM200 199V200H199ZM223 199V200H222ZM226 199V200H227ZM98 200V199H97ZM112 200V201H113ZM138 200V201H139ZM188 200H189V198H188ZM198 200V201H197ZM230 200V201H229ZM10 201V200H9ZM94 201V200H93ZM114 201V202H115ZM135 201V202H136ZM166 201H164L165 203H166ZM189 201H191V199L189 200ZM258 201H260L259 202V204H258ZM98 202H99V205L100 204H103V205H105V202L102 200V202H100L99 200H98ZM104 202V203H103ZM114 202L112 203V205L114 204ZM119 202V201H118ZM118 202H115V203H118ZM128 202V201H127ZM1 203V202H0ZM14 203V202H13ZM17 203H18V201H17ZM23 203V202H22ZM21 203V205H24V204H22ZM83 203H86V202H83ZM91 203V202H90ZM95 203H96V201H95ZM137 204L139 203V202H136ZM182 203H184V202H182ZM206 203H211L210 204V206L211 205H213V206H207L206 205ZM260 203L262 204V205H260ZM5 204V203H4ZM6 204H7V202H6ZM5 204V205H6ZM89 204V203H88ZM128 204V203H127ZM151 204H153V203H151ZM168 204H169V202H168ZM185 204H186V202H185ZM188 204V203H187ZM205 204V205H204ZM4 205V206H5ZM14 205V204H13ZM38 205V204H37ZM95 205V204H94ZM93 205V206H94ZM99 205H96V207H98ZM102 205V207H104ZM107 205V204H106ZM105 205V206H106ZM111 205V204H110ZM116 205H118V204H116ZM115 205V206H116ZM129 205H128V207H129ZM135 205V207L134 208H132V206H134ZM160 205V204H159ZM162 205V204H161ZM160 205V206H161ZM165 205V204H164ZM167 205V204H166ZM178 205H180V204H178ZM202 205H204V206H206V207H208V208H206V209H203V207L204 206H202ZM11 206V205H10ZM29 206V205H28ZM66 206V205H65ZM101 206V205H100ZM124 206H122V208H118L117 207V210L118 209H121L120 211L118 210H116V207H110L112 210H110L109 209V211L107 210V208H105L108 212H110V211H112V213L113 212H120V213H118L117 215H115L116 217H114V216H112L113 214H116V213H113V214H111V212H110V214H108V215H106V216H112V217H114L115 219H116V221L117 222H119V223H121V222H125L126 220H128L129 218V216H127V213H128V211L130 212V210L131 209H129L128 211H126V210H122V209H125L124 208ZM154 206V205H153ZM159 206V207H160ZM167 206H169V205H167ZM166 206V207H167ZM175 206H176V204H175ZM182 206V205H181ZM192 206H194V207H192ZM202 206V210H199L200 209V207ZM0 207H2V206H0ZM15 207H16V205H15ZM24 207H25V205H24ZM72 207H74V206H72ZM121 207V206H120ZM127 206H126V208H128ZM158 207V206H157ZM156 207V208H157ZM162 207V206H161ZM160 207V208H161ZM180 207V206H179ZM183 207V206H182ZM6 208H8V207H6ZM4 209V208H2V209H4L3 210V212H6L5 210H7V209ZM20 207H18V213L16 214V215H18V214H21L22 216L20 217L21 219L22 218H25L24 217V215L26 214L24 211H22L23 210V208L21 209H19ZM27 208V207H26ZM47 208V207H46ZM50 208V207H49ZM56 208V207H55ZM66 208H68V210H70V208L71 207H69V206H66ZM94 208H95V206H94ZM100 208V211L96 214V216L95 215H93V216H95V217H93V218H90L91 216H89V214H87V210H84V209H77V207L74 209V210H72V212H69L68 214H71L72 213V216H71V218L73 217V215H75L77 218L78 217H81V218H79V220L80 219H83L82 221H85L88 217L90 218H88L89 220H91V219H94L93 221L94 222H96V220H97V222L98 221H110V219H111V223L113 224H111V223H107V225H106V223L105 224H102L103 225V227L106 225V227L109 225L110 226V224L113 226V229L115 228V227H117L116 226V221L114 220V218L112 219V218H108V220H107V218H105L104 217V219H102L103 217H100V216H102V213L103 214H106V210H103V208L101 209V207H99ZM99 208H96V210L97 209H99ZM115 208V209H114ZM140 208V207H139ZM155 208V209H156ZM165 208V207H164ZM175 208V207H174ZM193 208H195V209H193ZM205 208V207H204ZM2 209H1V211L0 212H2ZM14 209V208H13ZM30 209V208H29ZM28 209V210H29ZM36 209V208H35ZM57 209V208H56ZM72 209V208H71ZM88 209V208H87ZM115 211H114V210ZM144 209H147L146 207H144ZM149 209V208H148ZM147 209V210H148ZM19 210H21V213H20V211ZM47 210H49V209H47ZM60 210V209H59ZM58 210V211H59ZM64 210H67V209H61V212L63 211L64 212ZM82 210H84L85 211V213H82V212H84V211H82ZM137 210V209H136ZM143 210V209H142ZM141 210V211H142ZM150 210H151V208H150ZM164 210V209H163ZM171 210V209H170ZM263 212H262V211ZM8 211L9 210H7V212L6 213H8ZM51 211V210H50ZM50 211H48V213L50 212ZM57 211V210H56ZM57 211V216L58 215H61V214H58L59 212ZM71 211V210H70ZM134 211L132 210L131 211V213L132 214H130L131 216H135L134 214ZM152 211V210H151ZM154 211V210H153ZM162 211V210H161ZM160 211V212H161ZM10 212V211H9ZM15 212H16V209H15ZM53 212V211H52ZM51 212V213H52ZM66 212H68V211H66ZM105 212V213H104ZM135 212H137V211H135ZM158 212H159V210H158ZM157 211H156V213H158ZM177 212H178V210H177ZM181 212H183V211H181ZM262 212V213H261ZM6 213H4V214H0V221L3 223V224H1L0 226V229H1V231H2V229L4 230L5 228H7V226H10L11 224H13L14 222H12L11 220H13L12 218V216H14V215H11V212L10 213H8V214H6ZM32 214H31V216L32 215H34V216H37L38 215V212L36 211H33V212H31ZM53 213H55V211L53 212ZM88 213H89V210H88ZM138 213H140V212H138ZM143 213V212H142ZM154 213V212H153ZM10 214V215H9ZM13 214V213H12ZM56 214V213H55ZM65 214V213H64ZM147 214V213H146ZM159 214V213H158ZM157 214V215H158ZM166 214H168V213H166ZM29 214H26L25 216H28ZM85 215H88L87 217L85 216ZM129 215V214H128ZM161 215V217L160 218H162L161 220L163 221H159L160 223L158 224V227H156V229H158L159 231H157L156 230V233L157 232H159V233H163L166 229H165V226L166 225H168V224H171V223H173L174 221H173V219L174 220H176L175 218H172V217H170V218H172V220L170 219V218H168L167 216H164V217H166V218H163V215L164 214H159V216ZM12 218H11V217ZM19 216V215H18ZM17 216V217H18ZM30 216V215H29ZM63 216V215H62ZM62 216H60V217H62ZM65 216V215H64ZM63 216V217H64ZM66 216H67V214H66ZM65 216V217H66ZM130 216V217H131ZM149 216V215H148ZM152 216H154L153 214H152ZM176 216V215H175ZM193 216H200L199 218H197V220H195V221H191V220H189V219H191L190 217H193ZM16 217V216H15ZM14 217V218H15ZM33 217V216H32ZM86 217V218H85ZM140 217V216H139ZM19 218V217H18ZM19 218V220H21ZM28 218H30V217H27V219ZM52 219L54 218V216H52L51 217ZM58 218V217H57ZM67 218V217H66ZM70 218V217H69ZM127 218V219H126ZM137 218V217H136ZM150 218H151V216H150ZM179 218V217H178ZM17 219V218H16ZM27 219L25 218V222L23 223V224H20L21 226L23 225V226H25V223L26 222H28V221H30L29 219H28V221H27ZM31 219V218H30ZM63 220H64V218H62ZM62 219L60 218V220L62 221ZM76 219V218H75ZM98 219H100V220H98ZM102 219V220H101ZM135 219V218H134ZM181 219V218H180ZM78 220V219H77ZM88 220V221H89ZM114 220V221H113ZM133 220V219H132ZM182 220V219H181ZM32 221V220H31ZM52 221V220H51ZM81 221V222H82ZM114 223H113V222ZM150 221V220H149ZM158 221V220H157ZM196 221H199V223H197V224H195V222ZM54 222H55V220H54ZM68 222V221H67ZM91 222H92V220H91ZM90 221L89 222H86L87 224H89V226H90V223H91ZM93 222V224L95 225V227L96 226H98V225H96V223H94ZM100 222V223H101ZM130 222V221H129ZM133 222V221H132ZM151 222V221H150ZM191 222V223H190ZM19 223V222H18ZM57 223V222H56ZM70 223V222H69ZM74 223V222H73ZM83 223V222H82ZM100 223L98 222V224L100 225ZM116 223V224H115ZM118 223V225H121V224H119ZM141 223V222H140ZM143 223V222H142ZM31 224V223H30ZM92 224V223H91ZM114 224H115V226H114ZM131 224V223H130ZM155 224V223H154ZM156 224H157V222H156ZM15 225L17 226V224L15 223ZM15 225H13L12 226V229H13V227H15ZM41 225V224H40ZM56 225V224H55ZM82 225H84V224H81L80 223V226H77L78 227V229H79V232H78V234L77 235H79V234H81V231H80V227H81V229H83L82 227ZM102 225H100L101 227H102ZM123 225V224H122ZM148 225H150L151 226V224L149 223ZM19 226V225H18ZM28 226H29V223H28ZM33 226V225H32ZM50 226V225H49ZM61 226V225H60ZM135 226V225H134ZM139 226V225H138ZM153 226V225H152ZM157 226V225H156ZM170 226V225H169ZM171 226H173V225H171ZM68 227V226H67ZM70 227V226H69ZM72 227V226H71ZM76 227V228H77ZM102 227V228H103ZM105 227V228H106ZM131 227H133V226H131ZM148 227V226H147ZM167 227V226H166ZM175 227L173 226L172 228H174V230H175ZM16 228V227H15ZM15 228H14V230H15ZM28 228V227H27ZM84 228H85V225H84ZM86 228H87V226H86ZM92 228H94V227H92ZM99 228V227H98ZM97 228V229H98ZM110 228H111V226H110ZM109 227H108V230L110 229ZM117 228H119V226L117 227ZM129 228V227H128ZM134 228V227H133ZM153 228H155V227H153ZM170 228V227H169ZM172 228H170V229H172ZM23 229H24V227H23ZM39 229V228H38ZM42 229H44V231H45V233L47 232V231H50L51 229H46L45 227H43ZM41 229V230H42ZM66 229V228H65ZM78 229H75V230H78ZM96 229V230H97ZM113 229L111 228L110 230L111 231H108L107 229L106 230H102V232H104L105 234L102 236V238H99V239H96V240H89V239H86V240H84V241H82V240H77L76 238H75V244H77V246H76V248H77V250H75V253H73V254H70L69 256L68 255H64L65 256V258H66V260H64L63 258V256H62V258H61V260H64L65 262H62V263H67V264H71L72 262H73V260L75 261V259L73 258V256L74 255H78L79 257H82L83 255H90L95 249H97V250H99V249H101V248H103L104 246H106L108 243H110L111 241H113V239H115V238H123L122 236H124V238L123 239H125V236L127 235L128 237H129V235H128V233L126 232H124V229H122L123 230V232H121V231H119V230H114L113 231ZM120 229V228H119ZM136 229V228H135ZM142 229V228H141ZM140 229V230H141ZM32 230V229H31ZM72 231H73V228L71 229ZM129 230H131V229H128L127 231H129ZM132 230H134V229H132ZM138 230V229H137ZM164 230V231H163ZM168 230V229H167ZM177 230V229H176ZM175 230V231H176ZM18 231V230H17ZM66 231V230H65ZM83 232H84V230H82ZM119 231V232H118ZM151 231H153V230H151ZM169 231V230H168ZM13 232V231H12ZM21 232V231H20ZM26 232V231H25ZM69 232V231H68ZM71 232V231H70ZM86 232V231H85ZM121 232V233H120ZM131 232V231H130ZM136 232V231H135ZM144 232V231H143ZM142 232V233H143ZM172 232V231H171ZM178 232V231H177ZM16 233H18V232H16ZM22 233V232H21ZM36 233V232H35ZM57 233V232H56ZM71 233H73V232H71ZM76 233H77V231H76ZM100 233V232H99ZM134 233V232H133ZM137 233V232H136ZM135 233V234H136ZM142 233H140L141 235L140 236H143L142 235ZM165 233V232H164ZM164 233H163V235L162 236H160V234L158 235V237L160 236V237H163L164 236ZM173 233V232H172ZM28 234V233H27ZM67 234V233H66ZM73 234H75V232L73 233ZM73 234H72V236H73ZM138 234V233H137ZM136 234V235H137ZM144 234V233H143ZM154 233H152V235H153ZM166 234V233H165ZM9 235V234H8ZM24 235V234H23ZM53 235H54V233H53ZM60 235V234H59ZM63 235V234H62ZM69 235V234H68ZM84 235V234H83ZM82 235V236H83ZM135 235V236H136ZM157 235V234H156ZM175 235V234H174ZM5 236V235H4ZM11 236H12V234H11ZM20 236V235H19ZM21 236H22V234H21ZM20 236V237H21ZM66 236V235H65ZM75 236V235H74ZM126 236V238L127 239H129L128 237ZM133 236V235H132ZM131 236V237H132ZM139 236V235H138ZM171 236V235H170ZM1 237H3V234H2V236ZM7 237V236H6ZM23 238H24V236H22ZM35 237V236H34ZM50 237H51V235H50ZM60 237V236H59ZM63 237V236H62ZM76 237V236H75ZM81 237V236H80ZM130 237V238H131ZM157 237V236H156ZM167 237V236H166ZM172 237V236H171ZM25 238H28V237H26V235H25ZM40 238V237H39ZM61 238V237H60ZM59 238V239H60ZM63 238H65V237H63ZM137 238V237H136ZM139 238V237H138ZM141 238H143V237H141ZM165 238V237H164ZM169 238V237H168ZM2 239V238H1ZM16 239H18V238H16ZM20 239V238H19ZM57 239V238H56ZM72 239V238H71ZM74 239V238H73ZM72 239V240H73ZM132 239V238H131ZM140 239V238H139ZM138 239V240H139ZM154 239V238H153ZM4 240V239H3ZM2 240V241H3ZM21 240V239H20ZM25 240V239H24ZM26 240H29V238L28 239H26ZM50 240V239H49ZM118 240V239H117ZM130 240V239H129ZM140 240H142V239H140ZM139 240V242L141 243V245L143 244V242H141ZM173 240H174V238H173ZM172 240V241H173ZM187 240H186V242H187ZM17 241V240H16ZM55 241V240H54ZM59 241H61V240H59ZM59 241H57V242H59ZM67 241H68V239H67ZM79 241H81L82 243L80 244V242ZM120 241H122V240H120ZM125 241H126V239H125ZM131 241V240H130ZM135 241V240H134ZM133 241V242H134ZM143 241V240H142ZM148 241V240H147ZM66 242V241H65ZM70 242H72V241H70ZM136 242V241H135ZM157 242V241H156ZM156 242H154V243H156ZM168 242V241H167ZM171 242V241H170ZM169 242V243H170ZM176 242V241H175ZM21 243H23L22 242V240H21ZM55 243V242H54ZM119 243V242H118ZM126 243H127V241H126ZM131 243V242H130ZM137 243V242H136ZM161 243V242H160ZM169 243H167V244H169ZM173 243V242H172ZM172 243H171V245H172ZM4 244V243H3ZM59 244V243H58ZM144 244H146V243H144ZM174 244V243H173ZM176 244V243H175ZM7 245V244H6ZM31 244H30V240L29 241H25V243H23L22 244V246L25 248V247H27V246H30ZM32 245H34V244H32ZM69 245V244H68ZM71 245V244H70ZM116 245H117V243H116ZM122 245V244H121ZM131 245V244H130ZM139 245V244H138ZM157 245H159V243L157 244ZM187 245V244H186ZM17 246V245H16ZM129 246V245H128ZM144 246V245H143ZM142 246V247H143ZM146 246V245H145ZM19 247H21V245L19 246ZM57 247H58V245H57ZM57 247H54L55 249L57 248ZM119 247V246H118ZM122 247H124L123 245H122ZM131 247H133V246H131ZM185 247H189V246H185ZM199 247V248H198ZM11 248V247H10ZM15 248V247H14ZM23 248V249H24ZM29 248V247H28ZM32 248V247H31ZM108 248V247H107ZM127 248V247H126ZM139 248V247H138ZM141 248V247H140ZM146 248V247H145ZM172 248H174L173 246H172ZM19 249V248H18ZM17 249V253L19 254V250ZM54 249V250H55ZM128 249V248H127ZM131 249V248H130ZM129 249V250H130ZM136 249V248H135ZM169 249V248H168ZM177 249V248H176ZM185 249V248H184ZM8 250V249H7ZM50 250V249H49ZM106 250V249H105ZM113 250H114V248H113ZM142 250V249H141ZM6 251V250H5ZM50 251H52V250H50ZM115 252H116V250H114ZM128 251V250H127ZM132 251V250H131ZM21 252V251H20ZM103 252V251H102ZM101 252V253H102ZM110 252H111V250H110ZM113 252V251H112ZM130 252V251H129ZM178 252H180L179 250H178ZM32 252H30V253H27V255L28 254H30V255H32L31 254ZM52 253V252H51ZM143 253V252H142ZM173 253V252H172ZM21 254H22V252H21ZM123 254H124V250H123ZM127 254H129V253H127ZM11 255V254H10ZM16 255V254H15ZM26 254H25V257L27 256ZM72 255V256H71ZM131 255H133L132 253H131ZM130 254L129 255H127V256H131ZM12 256V255H11ZM22 256H24V255H22ZM53 256V255H52ZM70 256L72 257L71 259H69L70 261L72 260V262L71 263H69L70 261H67L68 260V257L70 258ZM118 256V255H117ZM120 256H121V254H120ZM124 256H126L125 254H124ZM143 256V255H142ZM34 257V256H33ZM75 257V256H74ZM79 257L77 258V257H75L76 259H77V261H75L76 262V264H77V262H78V260L80 261V259H79ZM87 257V256H86ZM89 257V256H88ZM134 257V256H133ZM135 257H137V256H135ZM140 257V256H139ZM170 257V256H169ZM174 257V256H173ZM19 258V257H18ZM23 258V257H22ZM28 258H30V257H28ZM37 258V257H36ZM39 258V257H38ZM37 258V259H38ZM41 258H43V257H41ZM40 258V259H41ZM53 258V257H52ZM84 258H85V256H84ZM122 258V257H121ZM124 258H126V257H124ZM128 258V257H127ZM126 258V259H127ZM138 258V257H137ZM141 258V257H140ZM139 258V259H140ZM143 258V257H142ZM178 258V257H177ZM176 258V260H178ZM34 259V258H33ZM89 259V258H88ZM125 259V260H126ZM144 259V258H143ZM142 259V260H143ZM23 260V259H22ZM25 260V259H24ZM24 260H23V262H24ZM43 260V259H42ZM46 260V259H45ZM49 260V259H48ZM47 260V261H48ZM82 260V259H81ZM85 260H87V259H85ZM90 261H91V258L89 259ZM108 260V259H107ZM107 260L105 261L104 260V262H106V264H107ZM128 260H131V259H128ZM175 260V259H174ZM173 260V261H174ZM17 261V260H16ZM19 261V260H18ZM67 261V262H66ZM88 261V260H87ZM86 261V262H87ZM115 261V260H114ZM120 261H123V260H121L120 259ZM136 261V260H135ZM145 261V260H144ZM148 261V260H147ZM15 262V261H14ZM26 262V261H25ZM30 262V261H29ZM28 262V263H29ZM37 261L35 260V263H33V264H37L36 263ZM39 262H40V260H39ZM45 261L43 260V263H44ZM102 263V264H105V263ZM112 263L113 261H112V259L111 260H108V264L109 263ZM183 262V263H184ZM199 262H198V264H199ZM28 263H26V264H28ZM32 263V262H31ZM46 263V262H45ZM51 263V262H50ZM55 263H56V261H55ZM61 263V261H60V264H62ZM74 263V262H73ZM80 262H78V264H79ZM84 263V262H83ZM90 263H93V262H90ZM90 263H88V264H90ZM116 262H113L112 264H115ZM130 263H133V262H129L128 264H130ZM176 263V262H175ZM178 263H181V262H178ZM30 264V263H29ZM38 264H41V262L40 263H38ZM75 264V263H74ZM82 264V263H81ZM121 264V263H120ZM134 264V263H133ZM137 264V263H136ZM142 264H144V263H142Z\"/></svg>",
	"mask_w": 264,
	"mask_h": 264
},
{
	"label": "clouds",
	"instance_id": "clouds-1",
	"mask_svg": "<svg viewBox=\"0 0 264 264\" xmlns=\"http://www.w3.org/2000/svg\"><path fill=\"white\" fill-rule=\"evenodd\" d=\"M0 9H3V10H0V16H3L5 15L6 11H7V8L5 6H0ZM14 11H16L18 14L21 13V9L19 6H17Z\"/></svg>",
	"mask_w": 264,
	"mask_h": 264
}]
</instances>
